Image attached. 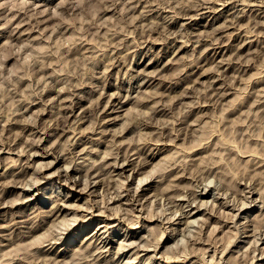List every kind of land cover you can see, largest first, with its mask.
Masks as SVG:
<instances>
[{
	"label": "rangeland",
	"instance_id": "1",
	"mask_svg": "<svg viewBox=\"0 0 264 264\" xmlns=\"http://www.w3.org/2000/svg\"><path fill=\"white\" fill-rule=\"evenodd\" d=\"M26 1H29L28 2L29 4ZM113 1H114V3H117V4L114 5ZM203 1L204 0H202V1L201 0H117V1L116 0H0V27H1L0 28V148H1L0 149V190H1L0 191V203H1L0 204V230H2V231H0V234H1L0 235V245H1L0 247L1 248L3 247L2 249L0 248V250H1L0 255H2V256H0V264H32V263H34V264H36V263L37 264L38 263L39 264H45L43 262V260L45 258L47 260V261L44 260V261H46V264H49V263L53 264L52 262H54V260L56 262L59 259H61V260L56 262V264L57 263L61 264V262L65 264L64 261H66V262L69 261V262H71V264H109V263L110 264H116L117 262L119 264L120 263L126 264L127 262H130V264H133V263L134 264H149V263L150 264H160V263L161 264H187V263L188 264H200V263L201 264H204V263L209 264V261L213 262V259L210 260L212 258L211 254L213 253V251H210V250L208 252L205 251V246H204L206 244L205 241H207V242L212 241V242L218 244L219 245V246L217 245L218 248L221 249L224 246H226V247L229 246L227 241H229V239L231 240V238L233 237V235L235 236V234H237L235 236V237H237L236 238L237 240H235V238H232L231 243L233 245L232 246L230 245L228 247L229 249L227 248L229 251L226 250L228 252V254L225 251L226 253H224L222 258H220L221 256H219V255H222V252H220V253H218V256H216L214 258V259H216V258L220 259V261H222V262L220 263V261H217V259H216V260H214L215 263L211 262V264H223V263L232 264L233 262H234L233 264H264V261H263L264 260V257H263L264 250H261L264 247V236H263L264 235V9H263L264 8V6H263L264 0H261V2H260V0H248L249 2L247 0H223V1L222 0H211V1L205 0L204 2ZM193 2H194V5H193L194 7L192 6ZM200 2L202 3V5H200L201 4ZM233 2L236 5L233 4ZM247 2L249 5L247 4ZM259 2L261 4V6H260ZM195 3L196 4L200 3V4L196 5ZM108 4H112V5H108ZM131 4L132 5L134 4V5L132 6ZM135 4L137 6H135ZM142 4H143V8H145V6H147V4H148V6L145 8L146 11H148L147 13L145 10L142 11ZM144 4H145V6H144ZM188 4H191V5L188 6ZM107 5L109 7L114 6L116 8H113V7L108 8ZM203 5L208 6V7L210 6L209 9L210 8L212 10L216 9L215 11L220 13L219 14L220 18L218 19V21L216 23H214V25H212V24L209 25L210 16L208 14H206L205 17H203L201 14H199L200 10H198V9H200V7H202ZM214 5H215V7H214ZM198 6H200V7L198 8ZM211 6H213V7H211ZM29 7H31V8H29ZM131 7L134 9V11ZM147 8H149V9H147ZM217 8H218V10H217ZM255 8H257V9H255ZM34 9L35 10L37 9L36 12ZM105 9H107V10H105ZM113 9H115V10H113ZM29 10H31V11L33 10L34 14L32 15L31 13H33V11L31 12ZM38 10H40V11H38ZM111 11L112 12L116 11V12L114 14ZM152 12H154V13H152ZM39 13L41 16L39 15ZM143 13H144V15H143ZM194 13L195 14L197 13L199 16L197 14H196L197 16H195ZM221 14H223V15H221ZM238 14H240V15H238ZM158 15H159V17H158ZM193 15L196 18V20H194L190 24V22L192 21V20H190L191 19L190 17ZM234 15H236V16H234ZM173 16H174V18H173ZM234 18H235V21H234ZM38 20H39V22L41 21L40 24H39V22H37ZM153 20H154V22H152ZM236 20L240 21V23H242V25H244V26L240 25L238 21H237L238 23H236ZM195 21L199 22V24L198 25L193 24ZM21 22H23V24ZM222 22H225L227 25L224 24V26H223ZM17 23L18 24L20 23L19 24L20 28L17 27L18 26ZM153 23H155V25L156 24L157 25L155 26ZM206 23H208V25H205ZM233 23H236V24L233 25ZM229 24H231L230 27H229ZM149 25L150 26L152 25L151 28L152 27L153 28L149 29L150 28V27H148ZM163 26H165L166 28H164ZM213 26H215V27L213 28ZM217 26H218V28H217ZM227 26L229 29L227 28ZM237 26H238V29L235 30L237 28ZM253 26H255V27H253ZM26 27L28 29H26ZM169 27H170V29H169ZM245 27H247V28H245ZM2 28H4V29L1 30ZM16 28H17V30H15ZM21 28H22V30H21ZM23 28L26 31L19 32V31H23ZM29 28H31V29H29ZM203 28H204V31H203ZM205 28L206 29L208 28L209 30L208 29L206 30ZM248 28H249V31H252V32H250L251 34H249ZM42 29H44L45 31ZM144 29H146V30H144ZM179 29H180V31H179ZM64 30L66 32H63ZM200 30H201V33L205 32V31H206V33L207 32L208 33L210 32V33L209 34L203 33V36H205V38H204L202 35H200L201 34ZM227 30L231 31V33L235 30L238 33V35L234 31L233 32L234 34L232 33L233 36H231L230 35L231 33L227 32ZM28 31H29V34H28ZM170 31H173V32H171L172 35L174 34V32L176 34L172 36ZM183 31L184 32L186 31L185 34H187V35H189V33H190V35L188 37H185L187 35H185L184 33L182 34ZM214 31H216V32L214 33ZM243 31H245V32H243ZM12 32H13V34H12ZM18 32H19V35L17 34ZM44 32H45V34H44ZM177 32L178 33L181 32L180 33L181 35L178 34ZM217 32H219V33H217ZM211 33H213V35ZM228 33H229V35H226ZM25 34H27V35H25ZM218 34H219V36H217ZM29 35H31V36H29ZM183 35L185 38L182 37ZM198 35L201 38H199ZM214 35H216L217 38H222L223 41L225 40L224 41L225 47L221 50V52H224V49H225V52L222 54H221V52L217 54L215 52V50L211 49L209 47L210 45H208V44H210L209 42H213L212 40H216V37ZM247 35H248V38L250 40L252 39V41H250L247 38ZM13 36H15V37L13 38ZM35 36H36V38H34ZM178 36H180V37L178 38ZM229 36L231 37V39ZM241 36L244 38H241ZM17 37H19V38H17ZM39 37H41V38L43 37V38L41 39ZM165 37H166V39H165ZM190 37H192L193 39L192 38L190 39ZM197 37L201 40L202 43L200 42V40ZM206 37H211V39L206 38ZM225 37L227 39L228 38L229 39L227 40ZM22 38H24V39H22ZM44 38H45V40H44ZM175 38H176V40H175ZM213 38H215V39H213ZM36 39H37V41H36ZM186 39L187 40L190 39L191 41L190 40L186 41ZM172 40L173 41L175 40V41L173 42ZM205 40L208 42H205ZM219 40H216V41H219ZM182 41L187 44V46H186L187 48L185 47L186 49L182 50L179 54H177L178 49H179L177 47H179V45ZM197 41L200 43H198ZM233 41H234V43H233ZM27 42L31 43V44H29V47H26V48L23 47L25 43L27 44V45L25 44V46H28ZM202 44L204 46H202ZM247 44H249L250 47H248L249 45H247ZM231 45H232V47H231ZM163 46H165V47H163ZM205 46L209 47L210 49L208 48L205 50L204 49ZM226 46H229V48ZM239 46H240V48H239ZM148 47H150V48H148ZM163 48H165V49H163ZM237 48H239V49H237ZM235 50H236V52H234ZM175 51H177V53H175ZM226 52H228V53H226ZM233 52H234V55L232 54ZM214 56H215V58H214ZM225 56H226V60H225ZM151 58H152V60H154V59L156 60V62L153 63L154 65L151 66L149 69L148 68L143 69L144 65L148 64ZM160 59H162V60H160ZM228 59H231V60L228 61ZM217 60H219V61H217ZM163 64H165V65H163ZM226 64H229V66ZM239 66H241L240 67L241 69H245V67H247V69L241 70L239 68ZM242 66L243 67L245 66V67L243 68ZM216 67H218V68H216ZM158 68H159V70H158ZM238 68H239V70H238ZM145 69H147L151 74L149 72H147ZM218 69H219V71L222 70V71H220L221 75H220V73L217 72ZM154 70H156V71H154ZM138 72H140L141 74ZM147 73L150 74L151 76H147ZM223 73H224V76H223ZM135 74L137 76H135ZM217 74H219V75H217ZM234 76H236V77H234ZM146 77H148V79ZM216 77H219V78H216ZM257 77H258L259 81H258ZM143 78H146V80H144ZM214 78L217 79V80H215V82H214ZM133 83H134V85H133ZM140 83L141 84L143 83V84L140 85ZM221 83H223L224 86H222ZM226 84L228 86H225ZM136 85H137V87H136ZM210 85L216 86L217 89L215 87H211ZM219 85H221V87ZM54 86H55V88H54ZM206 86H208L207 89H206ZM57 87H58V89H57ZM61 87H62V89H61ZM46 88L47 89L49 88L48 91ZM224 89H226V92ZM61 90H62V92H61ZM128 90H129V92H127ZM219 90H221V91H219ZM227 90H230V91H227ZM51 91H53V92H51ZM208 91H209V94H208ZM54 92H55V94H54ZM130 92L132 95L130 94ZM188 92H189V95H188ZM212 92H215V94H212ZM220 92H222V94L218 95V94H220ZM223 92H224V94H223ZM229 92H231V94H229ZM59 94L62 97H60ZM121 94H122V97H120ZM210 94L217 95V96H216V98H213L215 96H211L212 99L210 100L211 97L208 96ZM226 94L228 96H226ZM54 95H55V97L58 96V97H56L57 99L54 98ZM68 95H70V96H68ZM125 95L127 96V98L124 97ZM222 95L224 96V99H223ZM64 96L65 97L67 96L69 99H67V97L65 98ZM128 96H130V97H128ZM220 96H222V97H220ZM52 97L54 99H51ZM50 99H51V101H50ZM72 99H74V100H72ZM79 100H81V101H79ZM107 100H108V102H107ZM110 100H112L113 104L114 103L117 104V107H116L117 111L114 113V115H116L118 112L119 113V117H118L119 120H116L115 124L113 123L112 125H110L112 129L110 128L111 129L109 131L110 133L109 132L106 133L105 131L103 132L101 129V126H102L101 123L102 122H100V121L103 120L102 117L104 116V114L105 115L107 114L104 112V107L106 106V104H108L110 102ZM125 100L126 101L128 100V103ZM157 100L160 102H158ZM193 100H197V102L193 101ZM198 100L200 101V104L202 102H204V103L200 105ZM205 100H207V102L209 101L208 104ZM43 101L44 102L46 101L47 104H45L46 102L44 103ZM214 101H216V102H214ZM31 102H33V103H31ZM56 102L58 105L56 104ZM60 102H62V103H60ZM123 102H125L124 106L120 107ZM66 103H68L69 105L72 104V106H69ZM154 103H158V104L156 105ZM159 103H160L161 107H160ZM194 103L197 104V106ZM260 103H261V105H260ZM52 104H54V105L56 104V105L54 106ZM60 104L61 105L63 104L64 108ZM91 104L93 106H91ZM191 104H193V106ZM198 104H199V106H198ZM194 105H195V108H194ZM88 106L89 107L91 106V107L89 108ZM150 106H152V107L155 106L156 108H153V110H150L151 111L150 112L149 111V108L151 109ZM27 107H28V109H27ZM68 107H70V108H68ZM96 107L97 108L99 107V108L97 109ZM42 108L45 111L42 110ZM83 108H87V110H85V111H88L87 116H86L88 119L81 122L77 117L80 118V115H83L85 113ZM64 109H66V110H64ZM68 109H70V110H68ZM102 109H103V111H102ZM111 109L112 108H109L108 111L111 112ZM136 109L139 111H136ZM154 109H156V110H154ZM168 109L171 111H169ZM61 110L66 112V113L62 112V114L64 113L63 115L65 117L59 116V115H61L60 114ZM38 111H39V114H38ZM40 111H41V113H40ZM153 111H155L156 113L154 112L155 114H152ZM52 114L53 115L55 114L56 118H55V115L53 116ZM149 114H151L153 116V119H152L151 115H149ZM137 116H138V118H136ZM61 117H62V119H61ZM75 117H76V119H75ZM154 117H156L157 119ZM50 118H52L51 119L52 121L50 120ZM69 118H70V120H69ZM147 118H149V120ZM63 119H64V121H63ZM67 119H68V121H66ZM150 119L152 120V122ZM40 120H42V121H40ZM90 120L91 121L93 120V121L91 122ZM58 121L60 124L58 123ZM71 121H75L76 123L71 122ZM148 121H150L153 125L151 123L149 125ZM191 122L195 123V125ZM40 123H42V124H40ZM49 123L51 124L50 126H49ZM63 123H65V124H63ZM162 123H165L162 125V126H164V128L162 126H160ZM32 124H34V125H32ZM92 124H95L97 126L93 125V127L90 128V126ZM41 125H43V127ZM47 125H48V127H46ZM56 125L58 126V128ZM157 125L161 128L159 129V127ZM22 126H24V127H22ZM62 126L63 127L66 126V128H67V130L65 131V134H63V135H62V133H64V131H62L60 129V128H62ZM74 126H77L78 131H77V129H75ZM78 126H80L81 128ZM123 126H125L127 128H125ZM72 127H73L74 131L72 130ZM154 127L156 129L158 128V130H154L155 129ZM165 127H166V129H165ZM199 127H200V129H199ZM44 128H45V131H44ZM123 128H125V129H123ZM29 129H31V132H33L34 134L33 133L31 134V132L28 131ZM40 129L43 130V132ZM47 129H48V131H47ZM85 129H86V131L89 130V131H87V134H86ZM91 129H93V130H91ZM99 129L103 135L101 133H98ZM53 130L55 131V133ZM58 130H60L59 133L57 132ZM70 130H72V131H70ZM75 130H76V132H75ZM115 130L117 133H114ZM125 130H127V131H125ZM52 131H53V133H52ZM154 131H157L158 134ZM158 131L160 132V134L161 133L162 134L160 135ZM180 131L181 132L183 131V132L181 133ZM39 132H41L40 133V136H41L40 141L42 140L41 138L45 137L43 139L44 141L42 140L43 142H41V144H40V141L37 140V138L39 139V136H38ZM74 132L76 135L74 134ZM81 132H83V134ZM51 133H52V135L53 134H55V135L51 136ZM67 133H69V134H67ZM79 133H80V135H82L81 137L83 138L81 140L82 144L75 147L74 141L77 138V134L79 135ZM154 133H156V134H154ZM165 133H166V135H165ZM105 135H106V137H105ZM34 136L36 139L34 138ZM47 136H48V138H47ZM68 136H69V138H71L70 136H72V140L71 139L69 140V138H67ZM158 136H160V137H158ZM175 136H178V137L176 138ZM103 137H105L104 138L105 140L103 139ZM26 138L27 139L31 138V140H27ZM65 138L68 140V143H66L67 141ZM171 138H173L174 141ZM34 139H35V141H34ZM48 139H50V140H48ZM84 139H85V141H84ZM95 139H96V141H95ZM26 140L28 142H31V143L28 144V142ZM156 140H158L157 143L165 141L164 142V144L166 143L165 146H164V144L159 145V146H161V145L164 146L165 150H162L163 152L161 154L159 153V155L154 159L152 164L149 163V164H147L148 166H146V165H144V163L142 164V162L146 161L147 158H149V153L152 152L151 150H153L152 148L156 147L155 146ZM53 141L54 142L57 141V143L60 141L58 143V145L60 144V146H58L57 143H55L58 146L57 147L55 144H53ZM69 141H71V143H69ZM92 142L94 144H92ZM198 142H200L201 144L203 142V145L200 146L199 145L200 143H198ZM35 143L38 145H36ZM62 143H64V144H62ZM152 143H154V144L152 145ZM61 144H62V146H61ZM65 144H66V147H63V146H65ZM70 144H72V146H74V147L69 146ZM174 144H177V145H174ZM223 144H225L226 147H224L225 145L223 146ZM29 145H33V146H29ZM85 145H87V147ZM90 145L92 147H90ZM196 145L197 146L199 145L198 146L199 148H196L197 147ZM227 145H228V148L229 147L231 148V146H232L234 150L233 149L231 150L230 148L228 150ZM83 146L86 148V150L84 149L85 152L79 154L80 155L79 156L78 153L81 152V150H79V149L83 148ZM188 146L189 147L191 146L192 147L191 149L193 151L191 149H188L189 148ZM215 146H217V147H215ZM219 146H223V148L221 147V149H220ZM133 147L134 148L136 147L135 148L136 150ZM139 147H141V148H139ZM184 147H186V148L183 149ZM193 147L197 151L194 150ZM10 148H12V151ZM21 148L24 151H22V152L19 151V150H22ZM29 148H31L32 150ZM71 148H72V150H71ZM57 149H58V151L56 152ZM74 149L76 152H72V151H74ZM14 150H15V152H14ZM25 150H27V151H25ZM66 150H68V151H66ZM132 150L134 152H132ZM175 150L182 151L183 153L177 152ZM227 150L232 151V152L228 153ZM9 151H11V152H9ZM40 151L42 153H40ZM62 151H64V152H62ZM106 151L108 152V154H106L107 153ZM155 151H157V150H155ZM185 151H187V152H185ZM194 151H196L197 153ZM224 151H226V152H224ZM18 152H19V154H18ZM23 152H24V155H23ZM34 152L38 153V155H36V157L32 156ZM44 152H50V153L54 152L55 154H57V153L62 154L63 153L62 155L66 159L64 158L61 161L55 163L53 166H51V167L47 166L49 168L45 167V169L42 168L43 170H41V167H38L40 164L39 160L42 161L41 159H43V161L46 162V160L48 161V160L52 159L51 155H49V157L47 156V157L42 158V156H45ZM129 152L130 153L132 152V154H130ZM178 153H179V156H177ZM192 153H195V154H192ZM226 153H228V154H226ZM239 153L243 154V155H239ZM29 154H31V156H29ZM40 154H43V155H40ZM104 154H106V155H104ZM126 154H127V156H126ZM129 154H130V157L128 156ZM183 154L185 155L186 159L184 158ZM186 154H188V155H186ZM196 154L199 157H197ZM72 155L74 157H71ZM103 155H104V157H103ZM12 156H13V158H12ZM68 156H69V158H72V159L69 160ZM190 156H191V158H190ZM195 156L197 159H195ZM33 157H34V159L31 160V158H33ZM102 157L105 159H101ZM193 157H194V160H193ZM250 157H253V158L250 159ZM20 158H22V159H20ZM74 158L75 159L77 158V160L74 161ZM129 158H131L130 161H129ZM176 158H177V160H179V163L176 160ZM13 159H16V160H13ZM35 159H39V160H36L39 164L36 165L37 162L35 161ZM88 159H89V161H88ZM183 159H185L186 161ZM72 160L74 162H72ZM83 160H85V161H83ZM124 160H126L127 162L130 163L129 167L132 166L131 168L134 167L135 170H138V173H136L137 175L135 174V176L134 175L130 176L129 175L130 171H127V172H129L128 177H126L127 172H125L123 174L124 176L123 175L120 176L121 177L120 179H122L123 182L125 183V184L122 183L124 189H125V186L128 185L127 187L130 186L129 188L130 189L133 188L132 190L134 191L136 189V187L140 186L139 183L141 181L139 180V177L143 176L142 173L144 174L149 169H151V171L155 170L154 172H151V174L154 173V175L150 177L151 179L148 178L147 181L145 180V185L144 184L142 185V183H144V181L141 183V186H143V188H145L144 191L139 190L141 193L145 192L147 194V195L145 194L143 196V199H142V202L144 204H147V205H145L146 206L145 208L147 210L143 207V209H142L143 211H140L139 209L141 208L142 205L138 206L137 207L138 209H137L134 206H132L133 204H130V203L126 204V205L124 203H123V205L122 204L119 205V202L112 203V204L110 202L111 205L114 204L113 206H116L118 204L119 205L118 208L120 207L118 210L120 211L122 209L121 210L122 213L121 212L119 213V211H118L119 214L117 213L120 218L118 216L115 218V214L112 213L113 219H111V221H112L111 223H114V224L117 223L116 224V228H118L117 232H115V233L113 232L110 234V232L112 230V229H110V231H108L106 234H104V236L111 237V243H108L106 246V248H110V249L99 248V247H101V244H102L99 242L100 240L96 239V237H94V236H93L94 238L93 237L90 238V237L93 235V233H96L98 231V229L100 228V226L104 223H102V224L98 223L97 220L89 223V218L92 215L90 210L92 209L94 214L96 212V215H97L99 213L98 210L101 207L103 209H105L104 206L106 207L105 204H107L106 200L107 199L109 200V198H110L109 196L111 195V194H109V191H108V189H106V187H110L113 184V181H114V183L117 181L118 182L121 181L120 179H117V180L114 179V177L118 178L119 177L118 175H117V177L114 175H113L114 176L113 177L111 175V173L113 174V172H112V170L114 168L113 166L117 162L121 163ZM13 161H15V162H13ZM92 161L96 162V166H98L97 168H95L96 167L95 163ZM114 161H115V163H113ZM172 161H173V165H172ZM191 161H193V162H191ZM195 161L197 162L196 165H195ZM216 161H217V164H216ZM29 162H31V163H29ZM66 162L69 164L71 163L72 164L71 167H73V166L76 167L77 164L79 165V166L78 165L77 166L80 167V170L78 171L79 173L75 172V171H70V173L73 175V178H75L77 181H79V185L75 186L74 189L71 187V184H69L70 185L69 187H66V185L64 186V184H63V183H65V178H64L65 175L63 173L65 172L64 168H66L64 165L65 164L67 165ZM81 162H83V164H86V165L88 164L92 167H90V166L88 167V165L84 166ZM138 162H140V163H138ZM174 163H177L178 165H176ZM180 163H181V165H180ZM213 163L215 164L214 165L215 167L213 166ZM24 164H25V167H24ZM74 164H76V165H74ZM80 164H82V165H80ZM100 164L102 165L103 168L102 167L99 168ZM106 164H107V166H106ZM111 164H112V166H111ZM155 164L157 167L156 166L154 167ZM204 164H209L206 166L207 167L210 166V167L205 170L206 166L204 168ZM28 165H31V166H29L31 168H29ZM168 165H171V166L169 167ZM174 165H175V167H174ZM20 166H21V168H20ZM36 166L38 167L37 170L35 168ZM104 166H105V168H104ZM211 166H212V168H211ZM86 167L90 170V171H88L89 173H91V171H93V169H94V171L98 172L100 170V172H102L101 175L99 176L101 178V180H99L100 179L99 177L95 178L99 181L98 186H97L98 192L97 191L95 193L92 192L90 194L91 196L89 195V191H91L93 188L89 191H87L88 190L87 189L86 190L87 192L82 191L83 190L82 188L84 187V184H85L84 180L86 179V177H84L83 174L86 176V173H87L86 170H88V169H85ZM171 167H173L174 169L173 168L171 169ZM176 167H178V168H176ZM98 168H99V170H97ZM141 168L143 170L144 169H146V170L143 171ZM165 168H167V171L165 170ZM215 168H218V170H220V171L217 172V170ZM109 169H111V170H109ZM140 169H141V171H140ZM200 169H202L204 174L199 173V172H202ZM210 169H211V171L214 172V175H216V174H217L216 176L219 175V177H217L218 180H217L216 176H212L213 172H211ZM212 169H214V170H212ZM23 170L24 171L27 170V171L24 172ZM40 170H41V172H40ZM180 170L184 171V173L182 171V173L184 175L181 173ZM35 171L38 172V173L36 172L38 175L35 174ZM53 171H55L54 175L51 174V172L54 173ZM103 171H104V173H103ZM117 171H115V172H117ZM149 171H147V172H149ZM191 171L193 173H195V175H198V176H195ZM209 171H210V173L208 174ZM100 172H98V173H100ZM109 172H111V173H109ZM177 172H179V174ZM221 172H222V176H220ZM48 173L51 174V176H52L51 178L46 176V175H48ZM165 173H166V175H165ZM189 173L190 174L192 173L191 175H193V176L188 175ZM93 174H94V172L91 175L93 176ZM108 174H110L113 177V179L111 178V176L109 177ZM172 174H174V175H172ZM180 174H181V176H180ZM10 175L12 177L14 176L16 179L12 178ZM105 175H107L108 177ZM167 175H168V177H167ZM176 175L179 178H176L177 177ZM208 175H211L210 176L211 178H209ZM27 176H28V178H27ZM174 176H175L176 180L178 179L177 181L172 180V178H174ZM183 176H185V178ZM201 176H203V177H201ZM206 176H207V178H206ZM21 177H22V179L20 180ZM24 177H26V179H28V180H26ZM31 177L34 178L33 182H31L32 181ZM9 178H10V180H9ZM35 178L36 179L39 178L40 182L37 179L36 181L38 183L37 182L34 183ZM105 178H107V180ZM108 178H109V181H110V179L113 180V181L111 180L112 182H110V184H111L110 186L108 184L109 183ZM197 178H199V179L202 178V179L199 180ZM90 179H93V178H91V176H90ZM103 179L108 181V182H106V181L103 182L102 181ZM203 179H205V180H203ZM219 179H221V180H219ZM13 180L15 182L19 180V181H21V183H19V181H18L15 185ZM149 180H151V181H149ZM202 180L206 183V187L201 185L204 183ZM11 181L14 183V185ZM138 181H140V182H138ZM209 181H210V184H209ZM223 181H224V183H223ZM8 182L11 184L8 185L9 184ZM29 182H31L32 184ZM80 182H81V184H80ZM218 182L220 184H217ZM35 184H37L38 186ZM104 184H106V186ZM170 184H173V185H170ZM245 184L246 185L248 184V185L246 186ZM193 185L195 187H193ZM203 185H205V184H203ZM219 185L220 186L222 185V186L220 187ZM12 186H13V188H12ZM141 186H140V189L142 188ZM224 186H225V188H224ZM123 187H121V188H123ZM147 187H149V188H147ZM178 187H179V189H178ZM192 187H193V190H192ZM219 187L221 188L220 190H218ZM189 188H191V191ZM249 188L251 190H249ZM206 189L208 191H206ZM222 189L224 191L225 190H228V191L224 192ZM245 189L246 190L248 189V190L246 191ZM120 190L123 191L122 189H120ZM185 190H186V192H184ZM106 191H108V192H106ZM203 191L207 192L208 194H206V196H204L202 199L199 197H196L198 195V193H201ZM215 191H218L217 192L218 194ZM104 192H105V194H104ZM126 192H127V190H125L124 194H126ZM226 192H227V194H225ZM23 193H24V195H23ZM64 193H66V194H64ZM154 193L158 196L154 195ZM179 193H181L183 196L185 195L184 196L185 198H183V196H180L178 198ZM193 193H194V195H193ZM177 194H178V196H176ZM220 194H222L223 196H221ZM65 195H67L68 199H69V202L68 201L67 202L69 204L71 203V205H73V206L70 205L71 207H69V209L71 211H69L68 217H71L73 215H77L78 219H77V221H75V223H73L74 225L73 224L71 225L72 227H70L69 230L67 229L68 231L64 230L65 228H63V230H62L60 228L61 225L59 227L56 226V229L58 228L57 231H59L57 233V231H55L56 230L55 228L53 231L52 227H55V226L51 224V223L54 224V222L51 220L55 216H53V215L51 216L50 214H52V211H53L52 209L55 207L56 203L60 201L59 197L65 196ZM105 195H107V196H105ZM163 195L164 196L166 195L167 197L165 196V198H164ZM228 195H230L229 197H231V198L233 196V198L228 199L229 198ZM102 196L103 197L105 196L104 197L105 199L103 202H102V200H103ZM155 196H156V199L153 201ZM160 196H162V197H160ZM170 196H172V198H171L172 200L175 199L176 201L174 200V202H173L172 200H170L169 199ZM187 196L190 198H188ZM237 196H238V201H236ZM90 197H91V199H90ZM149 197H151V198H149ZM194 197L196 200H199V201H196V200L194 201ZM239 197L240 198L242 197V200L239 199ZM86 198H89V199H87L88 201L86 200ZM158 198H160V199H158ZM162 198H163V200H162ZM223 198H226V199H228V201L230 200L231 202L230 201L228 202L226 199H223ZM6 199L9 201H7L6 205H5L4 202L6 201ZM150 199H152V200H150ZM185 199H186V201H185ZM192 199L194 202L192 201ZM160 200H161V202H159ZM169 200L172 202H170ZM203 200H205V204L203 203L204 202ZM224 200H226L225 203L228 202L227 204H229L231 206H234L235 205L234 203L236 202L235 207H238V206L240 207V205H242L243 201H244L243 205L246 204L245 206L250 207V206L254 205L255 207L253 208L252 212L249 213L251 215L249 217L250 220H246L244 218V214H242L243 216L236 217L237 219L235 221V224H233V220H232L233 218L232 217H234V211L230 209L231 207L228 208V206L222 205ZM232 200H233V202H232ZM2 201H3L4 205L2 204ZM55 201H56V203H55ZM96 201H98V202H96ZM148 201H150V202H148ZM188 201L191 202V205L190 204L188 205ZM247 201H249L248 205H247ZM12 202L13 203L17 202V203L13 204ZM199 202H200V204H199ZM11 203H12V205H11ZM103 203H105V204L102 205ZM166 203H168V204H166ZM213 203L215 206L213 205ZM91 204L93 206H95L94 207L95 209L89 208L91 206ZM197 204L203 205V206L201 205L203 208V209L201 208L202 212L198 215H201V217L204 216L206 218L203 217V220H202V218L199 217L198 215L196 217V219L198 217H199V219L201 218L200 221L202 223L205 222V223H203V225L205 224L203 227H202V223L198 219H197V222L195 220V223L193 225H191L192 224L191 222H189L190 224L187 223V221L185 220L186 217H185V215H183L184 213H187L191 208L197 206ZM216 204H219L218 207ZM121 206H122V208H121ZM147 206H148V208H147ZM205 206H206V209H204ZM212 206L214 207L213 209H211ZM98 207H100V208H98ZM133 207L135 210H133ZM173 207H175V208H173ZM223 207H224V209L221 210ZM124 208H126V209H124ZM167 208H168V210H166ZM3 209H5V210H3ZM171 209L172 210L174 209L173 211H175V214H174V212H172ZM175 209H177V211H178L177 214H176ZM193 209H195V208H193ZM219 209H220V211H219ZM106 210L108 213V212H111V210L112 211L114 210V212H115L116 209H111V210L106 209ZM123 210L124 211L128 210V211L124 212ZM151 210H155V211L151 212ZM213 210H214V212H213L214 214L217 213L216 215H214L212 213ZM217 210H218V212H217ZM226 210L228 213L229 212H231V213H229V214L226 212L224 213V211H226ZM129 211L130 212L132 211V213H130ZM133 211H135V212H133ZM156 211L160 212V214L156 213L159 216H157V218L155 219V216H156L155 212ZM149 212H151V213L148 214ZM162 212L165 214H163ZM221 212L224 214H222ZM232 212H233V216L231 215ZM126 213H128V215ZM153 213L155 214V215H153V217L149 216ZM136 214L137 215L139 214L137 216V218L135 217ZM218 214H221V215H218ZM140 215H141V217H140ZM160 215H162V216H160ZM169 215H171V217L174 216V218L173 217L170 218ZM208 215H210V216L208 217ZM226 215L230 218L229 220H228V217ZM254 215H255V218H253ZM258 215H259V217H258ZM121 216H125V217L123 218ZM11 217L13 218V220L11 219ZM51 217H53V218H51ZM99 217H102V216H99ZM131 217L133 219H131ZM146 217H147V219H146ZM151 217H152V220H150ZM158 217H162V218H160V219H162V221L159 220ZM167 217H169L168 220H166ZM215 217H216V219H215ZM22 218H24V219H22ZM26 218H28V219L26 220ZM134 218H135V220H134ZM191 218H192V220H194L195 216H193ZM208 218H209V220H207ZM224 218H225V221H224ZM251 218H252V220H251ZM15 219H16V221H14ZM20 219H21V221H20ZM136 219L140 220V222L137 223ZM163 219H164V221H163ZM222 219H223V221H222ZM22 220H24V221H22ZM132 220H134V222H136L137 224L134 223ZM178 220H179V222H178ZM239 220L240 221L243 220V221L240 222ZM32 221L35 222L36 224L33 223ZM129 221H131V222H129ZM182 221H185L186 223L182 222ZM250 221H251V223H250ZM254 221H256L255 224L257 227L255 226V224H253ZM10 222H12V223H10ZM172 222L173 223L178 222V223L173 224ZM208 222L210 224H206ZM215 222H217L218 224L219 223L222 224V226L220 224L219 225L216 224ZM1 223L4 225L6 224L7 226L2 225ZM223 223H225L226 225ZM49 224H51L52 227H50ZM83 225H85V226L87 225V227H85L84 229H82V231L80 233H77V235H75V232L80 230V228ZM89 225H91V226H89ZM153 225H154V228H153ZM166 225H168V226H166ZM214 225L215 226H217V225L221 226L222 228L216 227V231H214V229H215ZM235 225H237L239 227L236 226V228H235ZM36 226H37V228H36ZM62 226L65 227L64 225H62ZM150 226H152V227L149 228ZM198 226H200V227H198ZM38 227L40 229H38ZM41 227H43V228H41ZM167 227H168V229H167ZM172 227H177V229H179V230H177L178 234L176 233L175 238L169 237V242L167 243V245L162 247L161 249H159L155 253L154 246L156 244H158V243H155L156 240L158 242V239L156 237L157 236L159 237L162 234L160 232H162L166 229H167L166 235L172 236V231H171ZM186 227H188L189 229ZM245 227H248V228L251 227V228L248 229ZM48 228H49V230H48ZM181 228L182 229L184 228L183 229L184 231H182ZM199 228H200V230H199ZM227 228L229 230H227ZM238 228H240V230ZM252 228H254V230L255 229L258 230V228H259V230H261V231L258 230V232H259L258 233L256 230V232H257L256 233L253 231ZM3 229H5L4 232H3ZM9 229H11V230H9ZM19 229L22 231H20ZM25 229H27V231L28 230L29 231L35 230V231L31 232L32 233L31 234V233H29V231L27 232ZM59 229H61L62 232ZM196 229H197V232L195 231ZM210 229H212V231H210ZM50 230H52V231L50 232ZM45 231H46V233H48V232L50 233L49 236L52 234V232H53L52 235H54V236H59V235L61 236L63 234L62 235V236H64L63 240H62V238H60V240L58 239V241L54 245H52L53 243L50 244L49 241L51 242L52 241L51 239H53L54 236L51 235L50 237H47V239L48 238H51V239L46 240L44 235L47 236V234L45 233ZM158 231H160V232H158ZM193 231H195L197 234L200 232L199 233L200 235L198 234L197 239H196V235H195L196 233L195 232H194L195 237L192 235ZM227 231H229V232H227ZM233 231L237 232V233L234 234ZM42 232H43V234H42ZM55 232H56V234H55ZM129 232L130 233L136 232L139 234H137L136 236H133V237H129V239L127 238L125 240L124 238L126 237V234ZM183 232H185V234ZM210 232H212L213 235H215V236H213ZM223 232H226V233H224L225 236L223 235ZM3 233H6L4 235V237H2ZM9 233H11L12 235ZM17 233H18V235H17ZM20 233L22 236L20 235ZM98 233H101V230ZM186 233L189 236H187ZM244 233H246V234H244ZM28 234H31V235H28ZM40 234H42V235L40 236ZM182 234H184V235H182ZM209 234L212 235L211 238H210V236H206ZM35 235H36V237H35ZM190 235H192V236H190ZM201 235H202V238L204 240L206 239L205 241L201 238ZM218 235L220 236V238ZM256 235L258 238V239L256 238L257 240L254 239L256 237ZM19 236H21L22 238ZM25 236H26V238H25ZM38 236H40V238H38L39 240L37 241V243L35 242V244H34L33 238H35V240H36V238ZM42 236H43V238H42ZM141 236L142 237L146 236L145 237L146 240L143 239L144 237L142 238ZM222 236H224L225 238H223ZM73 237H75V238H73ZM191 237H193V239H191ZM149 238L151 240H149ZM180 238H182V240ZM216 238L218 241H216ZM44 239L46 241H43V245H41L42 242H41V244L38 243ZM94 239H96L95 242H94ZM214 239L216 242L213 241ZM223 239H224V241L226 240L225 243L227 242L226 243L227 245H224L225 243H224ZM11 240H12V242H11ZM53 240L55 241L57 239L55 238ZM131 240L132 241L137 240L138 244L139 243L144 244L146 241V245L150 241L151 245L149 244L148 246L153 247V249L151 248L150 250H146V249H143L141 247L138 249V247L141 244L138 246L135 243L130 246V244L132 243V242H130ZM147 240H148V242H147ZM252 240H254V241L256 240V243L253 242ZM13 241H15V243ZM17 241H20L24 245L25 244L27 245L28 242L32 241L33 244L31 242L32 247H29V246H31V244H29V243H28L29 244L28 246L21 245V247H20L21 243L17 242ZM23 241L26 243H24ZM91 241H92V243H91ZM125 241L127 243V244H125L126 246L122 249L121 252L117 253L118 249H119L118 248L119 244H121L120 242L124 243ZM151 241H154V242H152L154 245L151 243ZM249 241H252L253 243L249 242ZM82 242H84L85 245L82 244ZM129 242H130V244H128ZM189 242L190 243L192 242V244H189ZM200 242H202V243H200ZM220 242H222V243H220ZM257 242H259V243H257ZM8 243H10V244H8ZM17 243H19V244H17ZM177 243H178V245H177ZM14 244L17 248L14 246ZM16 244L19 246H17ZM87 244H88V247H87ZM229 244H230V242H229ZM34 245H35V247H34ZM94 245H95V247H94ZM134 245H137V246L135 247ZM170 245L173 247H174V245H176L177 248H175V247L173 248ZM7 246H9L10 249L6 248ZM91 246H93V247H91ZM254 246L255 247L259 246V247L257 249ZM165 247H169L170 249L171 248L172 249L171 250L168 249L169 252L166 253L165 251L167 249ZM195 247H197L201 253L199 252V250L197 248L195 249ZM199 247H201L202 250L204 249L205 253ZM11 248H12V250H11ZM5 249H8V250H5ZM36 249H39V250L35 251ZM102 249L104 251L100 252V251H102ZM163 249H166V250L164 251ZM255 249H257V250H255ZM98 250H100V251H98ZM135 250H136V253H135ZM196 250H197V252H196ZM4 251H5V253H4ZM8 251H9V253H8ZM79 251H81V253L82 252L83 253L80 254ZM95 251H96V254L94 255L93 253ZM163 251L165 252V254H163ZM170 251H172V252H170ZM251 251L252 252L254 251L253 252L254 254ZM255 251H256V253H255ZM261 251L263 254L261 253ZM16 252H18V254L20 256L21 255H23V256L20 257L18 254L15 255ZM19 252H21V254ZM26 252L29 253L30 256L27 255ZM57 252H59V253L57 254ZM123 252H125V253L128 252V253L126 255L120 256L119 254H121ZM138 252H139V254H138ZM189 252H192V253H190L191 255H189ZM31 253H33V254L36 253V254L31 255ZM38 253H39V256H38ZM84 253L86 255H87V253H89L88 254L89 256L87 255L88 257H85L86 255ZM97 253H100V255L98 256ZM154 253H155V255H154L155 257L153 256ZM241 253H243V254L241 255ZM5 254H7L8 256L10 255L9 257H11L12 260L9 257L7 258V255H5ZM77 254L80 258L78 256L76 257ZM205 254H206V257H205ZM244 254L245 255L248 254L249 256L248 255L245 256ZM36 255H37V258H35ZM130 255H131V257H130ZM165 255L168 257H170L169 255H171L172 258H168ZM177 255H180V256L176 257ZM13 256L16 258L13 259ZM137 256H138V258H137ZM148 256L151 258V260L148 259L149 258ZM25 257L28 258V260ZM31 257L34 258L33 260H35V261H33L31 259ZM39 257L41 258L40 261L38 260ZM50 257H52V258H50ZM133 257L134 258L136 257V258L134 259ZM185 257H187V258H185ZM227 257L229 258V260H234V261H230V263H229ZM22 258H24L26 260H24ZM92 258H94V259L96 258V260H92ZM202 258H206V259H202ZM207 258H209V259H207ZM223 258H225V259H223ZM127 259H129V260L132 259L134 262L132 260L127 261ZM152 259H153V261H152ZM17 260H19V262ZM37 260L39 262H36ZM137 260H139V261H137ZM201 260H203V261H201ZM248 260H249V262H247ZM28 261H31V262L33 261V262L27 263ZM77 261H78V263H77ZM111 261H112V263H111ZM66 264H68V262Z\"/></svg>",
	"mask_w": 264,
	"mask_h": 264
},
{
	"label": "bare ground",
	"instance_id": "2",
	"mask_svg": "<svg viewBox=\"0 0 264 264\" xmlns=\"http://www.w3.org/2000/svg\"><path fill=\"white\" fill-rule=\"evenodd\" d=\"M116 1H117V0H116ZM201 1H202V0H201ZM204 1H205V0H204ZM204 1H203V2H204ZM207 1H208V0H207ZM210 1H211V0H210ZM210 1H209V2H210ZM222 1H223V0H222ZM247 1H248V0H247ZM24 2H25V1H24ZM26 2L28 3L29 1H26ZM110 2H111V1H110ZM139 2H140V1H139ZM194 2H195V1H194ZM194 2H193V4L191 3L192 6L194 5ZM248 2H249V1H248ZM248 2H247V4H248ZM250 2H251V1H250ZM252 2H253V1H252ZM256 2H257V1H256ZM260 2H261V0H260ZM260 2H259V4H260ZM33 3H34V2H33ZM113 3H114V1H113ZM133 3H134V2H133ZM136 3H137V2H136ZM200 3H201V2H200ZM200 3H199V4H200ZM206 3H207V2H206ZM222 3H223V2H222ZM225 3H226V2H225ZM254 3H255V2H254ZM25 4H26V3H25ZM28 4H29V3H28ZM115 4H117V3H114V5H115ZM191 4H188V6L191 5ZM195 4H196V3H195ZM197 4H198V3H197ZM197 4H196V5H197ZM199 4H198V5H199ZM214 4H215V3H214ZM233 4H235V3L233 2ZM251 4H252V3H251ZM255 4H256V3H255ZM263 4H264V2H263ZM26 5H27V4H26ZM108 5H112V4H108ZM108 5H107V6H108ZM131 5H132V4H131ZM133 5H134V4H133ZM133 5H132V6H133ZM200 5H202V3H201ZM207 5H208V4H207ZM235 5H236V4H235ZM248 5H249V4H248ZM252 5H253V4H252ZM252 5H251V6H252ZM28 6H29V5H28ZM135 6H137V5L135 4ZM144 6H145V4H144ZM147 6H148V4H147ZM147 6H145V8H146ZM149 6H150V5H149ZM254 6H255V5H254ZM260 6H261V4H260ZM263 6H264V5H263ZM263 6H262V7H263ZM110 7H111V8H112V7H113V8H116V7H114V6H110ZM110 7L108 6V8H110ZM193 7H194V6H193ZM193 7H192V8H193ZM195 7H196V6H195ZM199 7H200V6H198V8H199ZM209 7H210V6H209ZM209 7H208V6H205V5H203L202 7H200V9H198V10H200V11H199V12H200L199 14H201L203 17H205V15L208 14V15L210 16V20H209L210 22H209V25H210V24L214 25V23H216V22L218 21V19L220 18V15H219L220 13H218L217 11H215L216 9H215V10H212L211 8L209 9ZM211 7H213V6H211ZM214 7H215V5H214ZM262 7H261V8H262ZM29 8H31V7H29ZM34 8H35V7H34ZM108 8H107V9H108ZM131 8H132V7H131ZM145 8H143V4H142V11H143V10L146 11ZM151 8H152V7H151ZM243 8H244V7H243ZM37 9H38V8H37ZM37 9H36V10H37ZM107 9H105V10H107ZM132 9H133V8H132ZM136 9H137V8H136ZM147 9H149V8H147ZM252 9H253V8H252ZM255 9H257V8H255ZM255 9H254V10H255ZM263 9H264V8H263ZM27 10H28V9H27ZM34 10H35V9H34ZM36 10H35V12H36ZM42 10H43V9H42ZM42 10H41V11H42ZM111 10H112V9H111ZM113 10H115V9H113ZM159 10H160V9H159ZM159 10H158V11H159ZM196 10H197V9H196ZM217 10H218V8H217ZM258 10H259V9H258ZM260 10H261V9H260ZM29 11H31V10H29ZM32 11H33V10H32ZM32 11H31V12H32ZM38 11H40V10H38ZM133 11H134V9H133ZM140 11H141V10H140ZM152 11H153V10H152ZM261 11H262V10H261ZM261 11H260V12H261ZM42 12H43V11H42ZM109 12H110V11H109ZM111 12H112V11H111ZM115 12H116V11H113L112 13L115 14ZM147 12H148V11H146V13H147ZM167 12H168V11H167ZM222 12H223V11H222ZM254 12H255V11H254ZM43 13H44V12H43ZM43 13H42V14H43ZM152 13H154V12H152ZM257 13H258V12H257ZM261 13H262V12H261ZM31 14L33 15V14H34V11H33V13H31ZM35 14H36V13H35ZM167 14H168V13H167ZM194 14H195V13H194ZM196 14H197V13H196ZM196 14H195V16L198 15V14H197V15H196ZM223 14H224V13H223ZM223 14H221V15H223ZM39 15H40V13H39ZM143 15H144V13H143ZM145 15H146V14H145ZM151 15H152V14H151ZM154 15H155V14H154ZM190 15H191V14H190ZM238 15H240V14H238ZM241 15H242V14H241ZM244 15H245V14H244ZM36 16H37V15H36ZM40 16H41V15H40ZM169 16H170V15H169ZM198 16H199V15H198ZM234 16H236V15H234ZM37 17H38V16H37ZM154 17H155V16H154ZM158 17H159V15H158ZM165 17H166V16H165ZM165 17H164V18H165ZM207 17H208V16H207ZM222 17H223V16H222ZM237 17H238V16H237ZM34 18H35V17H34ZM164 18H163V19H164ZM167 18H168V17H167ZM171 18H172V17H171ZM173 18H174V16H173ZM190 18H191L190 20H192V21L190 22V24H191L194 20H196V18L194 17V15L191 16ZM208 18H209V17H208ZM232 18H233V17H232ZM230 19H231V18H230ZM237 19H238V18H237ZM41 20H42V19H41ZM207 20H208V19H207ZM228 20H229V19H228ZM158 21H159V20H158ZM169 21H170V20H169ZM197 21H198V20H197ZM197 21H195L193 24H197V25H198L199 22H197ZM226 21H227V20H226ZM226 21H225V22H226ZM232 21H233V20H232ZM234 21H235V18H234ZM234 21H233V22H234ZM237 21H238V20H236V23L239 22V24L242 25V23H240V21H238V22H237ZM37 22H39V20H38ZM152 22H154V20H153ZM185 22H186V21H185ZM225 22H222V23H223V26H224V24H226ZM228 22H229V21H228ZM21 23L23 24V22H21ZM28 23H29V22H28ZM40 23H41V21L39 22V24H40ZM156 23H157V22H156ZM163 23H164V22H163ZM167 23H168V22H167ZM182 23H183V22H182ZM236 23H233V25L236 24ZM255 23H256V22H255ZM17 24H18V23H17ZM19 24H20V23H19ZM19 24H18L17 27H19ZM153 24L155 25V23H153ZM157 24H158V23H157ZM157 24H156V25H157ZM184 24H185V23H184ZM200 24H201V23H200ZM231 24H232V23H231ZM231 24H229V27H230ZM239 24H238V25H239ZM156 25H155V26H156ZM180 25H181V24H180ZM187 25H188V24H187ZM205 25H208V23H206ZM220 25H221V24H220ZM226 25H227V24H226ZM240 25H239V26H240ZM23 26H24V25H23ZM32 26H33V25H32ZM32 26H31V27H32ZM151 26H152V25H151ZM151 26H150V25L148 26V27H150L149 29H152V28H153V27L151 28ZM165 26H166V25H165ZM165 26H163V27L166 28L167 26H166V27H165ZM181 26H182V25H181ZM183 26H184V25H183ZM185 26H186V25H185ZM218 26H219V25H218ZM218 26H217V28H218ZM242 26H244V25H242ZM251 26H252V25H251ZM205 27H206V26H205ZM214 27H215V26H213V28H214ZM225 27H226V26H225ZM253 27H255V26H253ZM0 28H1V27H0ZM19 28H20V27H19ZM24 28H25V27H24ZM24 28H23V31H19V32H24V31H26V30H24ZM145 28H146V27H145ZM198 28H199V27H198ZM217 28H216V29H217ZM227 28H228V26H227ZM241 28H242V27H241ZM245 28H247V27H245ZM3 29H4V28H2L1 30H3ZM26 29H28V28L26 27ZM29 29H31V28H29ZM44 29H45V28H44ZM44 29H42V30H44ZM146 29H147V28H146ZM146 29H144V30H146ZM169 29H170V27H169ZM184 29H185V28H184ZM187 29H188V28H187ZM187 29H186V30H187ZM205 29H206V28H205ZM207 29H208V28H207ZM207 29H206V30H207ZM221 29H222V28H221ZM228 29H229V28H228ZM237 29H238V26H237V28H236L235 30H237ZM15 30H17V28H16ZM15 30H14V31H15ZM18 30H19V29H18ZM21 30H22V28H21ZM33 30H34V29H33ZM147 30H148V29H147ZM165 30H166V29H165ZM182 30H183V29H182ZM182 30H181V31H182ZM208 30H209V29H208ZM222 30H223V29H222ZM235 30H234V31H235ZM245 30H246V29H245ZM11 31H12V30H11ZM14 31H13V32H14ZM44 31H45V30H44ZM60 31H61V30H60ZM175 31H176V30H175ZM179 31H180V29H179ZM179 31H178V32H179ZM203 31H204V28H203ZM217 31H218V30H217ZM232 31H233V30H232ZM234 31H233V32H234ZM248 31H249V28H248ZM4 32H5V31H4ZM13 32H12V34H13ZM19 32L17 33L18 35H19ZM31 32H32V31H31ZM42 32H43V31H42ZM63 32H66V31L64 30ZM171 32H173V31H170V33H171ZM178 32H177V33H178ZM185 32H186V31H185ZM185 32L183 31L182 34H183V33L185 34ZM215 32H216V31H214V33H215ZM227 32H230V33H231V31H228V30H227ZM227 32H226V33H227ZM233 32H232V33H233ZM235 32H236V31H235ZM243 32H245V31H243ZM246 32H247V31H246ZM250 32H252V31H249V34H251ZM40 33H41V32H40ZM40 33H39V34H40ZM47 33H48V32H47ZM180 33H181V32H180ZM180 33H178V34H180ZM200 33H201V30H200ZM203 33H206V31H205V32H202L200 35L203 36ZM207 33H208V32H207ZM207 33H206V34H207ZM209 33H210V32H209ZM209 33H208V34H209ZM217 33H219V32H217ZM232 33L230 34L231 36H233ZM236 33H237V32H236ZM12 34H11V35H12ZM28 34H29V31H28ZM44 34H45V32H44ZM166 34H167V33H166ZM175 34H176V33L174 32L173 35H175ZM194 34H195V33H194ZM194 34H193V35H194ZM211 34L213 35V33H211ZM233 34H234V33H233ZM240 34H241V33H240ZM252 34H253V33H252ZM15 35H16V34H15ZM21 35H22V34H21ZM25 35H27V34H25ZM167 35H168V34H167ZM171 35H172V33H171ZM173 35H172V36H173ZM180 35H181V34H180ZM185 35H187V34H185ZM189 35H190V33H189ZM189 35H187V36H185V37H188ZM204 35H205V34H204ZM226 35H229V33L226 34ZM237 35H238V33H237ZM3 36H4V35H3ZM16 36H17V35H16ZM29 36H31V35H29ZM172 36H171V37H172ZM198 36H199V35H198ZM206 36H207V35H206ZM210 36H211V35H210ZM214 36L216 37V35H214ZM217 36H219V34H218ZM251 36H252V35H251ZM14 37H15V36H13V38H14ZM21 37H22V36H21ZM174 37H175V36H174ZM174 37H173V38H174ZM176 37H177V36H176ZM179 37H180V36H178V38H179ZM182 37H184V35H183ZM185 37H184V38H185ZM192 37H193V36H192ZM192 37H190V39H191ZM203 37L205 38V36H203ZM211 37H212V36H211ZM211 37H206V38H210V39H211ZM226 37H227V36H226ZM226 37H225V38H226ZM229 37H230V36H229ZM13 38H12V39H13ZM17 38H19V37H17ZM27 38H28V37H27ZM34 38H36V36H35ZM39 38H41V37H39ZM42 38H43V37H42ZM42 38H41V39H42ZM168 38H169V37H168ZM197 38H198V37H197ZM199 38H201V37L199 36ZM199 38H198V39H199ZM235 38H236V37H235ZM237 38H238V37H237ZM241 38H244V37L241 36ZM247 38H248V35H247ZM22 39H24V38H22ZM165 39H166V37H165ZM190 39H188V40H190ZM192 39H193V38H192ZM210 39H209V40H210ZM213 39H215V38H213ZM219 39H220V40H219ZM226 39H227V38H226ZM228 39H229V38H228ZM228 39H227V40H228ZM230 39H231V37H230ZM233 39H234V38H233ZM248 39H249V38H248ZM44 40H45V38H44ZM175 40H176V38H175ZM175 40H174V41H175ZM188 40L186 39V41H188ZM199 40H200V39H199ZM206 40H207V39H206ZM206 40H205V42H208V41H206ZM216 40H219V41H216ZM216 40H212L213 42H209L210 44H208V45H210L209 47H210L211 49L215 50V52L218 54V53H220L221 50L225 47V42H224L225 40L223 41L222 38H217V37H216ZM227 40H226V41H227ZM235 40H236V39H235ZM249 40H250V39H249ZM255 40H256V39H255ZM11 41H12V40H11ZM13 41H14V40H13ZM36 41H37V39H36ZM164 41H165V40H164ZM170 41H171V40H170ZM172 41H173V40H172ZM174 41H173V42H174ZM183 41H184V40H183ZM183 41L180 43L179 47H177V48H179V49H178V53H177V51H175V53L179 54L182 50H184V49L187 48V47H186L187 44H186L185 42H183ZM190 41H191V40H190ZM229 41H230V40H229ZM250 41H252V39H251ZM258 41H259V40H258ZM258 41H257V42H258ZM28 42H29V41H28ZM28 42H27V43H28ZM38 42H39V41H38ZM40 42H41V41H40ZM168 42H169V41H168ZM173 42H172V43H173ZM176 42H177V41H176ZM176 42H175V43H176ZM197 42H198V41H197ZM200 42H201V40H200ZM200 42H198V43H200ZM227 42H228V41H227ZM227 42H226V43H227ZM244 42H245V41H244ZM87 43H88V42H87ZM154 43H155V42H154ZM187 43H188V42H187ZM195 43H196V42H195ZM201 43H202V42H201ZM229 43H230V42H229ZM233 43H234V41H233ZM242 43H243V42H242ZM242 43H241V44H242ZM251 43H252V42H251ZM25 44H26V43H25ZM25 44H24L23 47L26 48V47H29V44H31V43H28V46H25ZM169 44H170V43H169ZM196 44H197V43H196ZM205 44H206V43H205ZM230 44H231V43H230ZM243 44H244V43H243ZM257 44H258V43H257ZM26 45H27V44H26ZM174 45H175V44H174ZM188 45H189V44H188ZM199 45H200V44H199ZM199 45H198V46H199ZM206 45H207V44H206ZM208 45H207V46H208ZM228 45H229V44H228ZM232 45H233V44H232ZM232 45H231V47H232ZM247 45H249V44H247ZM145 46H146V45H145ZM151 46H152V45H151ZM161 46H162V45H161ZM171 46H172V45H171ZM175 46H176V45H175ZM194 46H195V45H194ZM202 46H204V45L202 44ZM242 46H243V45H242ZM20 47H21V46H20ZM152 47H153V46H152ZM163 47H165V46H163ZM185 47H186V48H185ZM209 47H206V46H205L204 49L206 50V49H208ZM226 47L229 48V46H226ZM248 47H250V45H249ZM90 48H91V47H90ZM143 48H144V47H143ZM148 48H150V47H148ZM210 48H209V49H210ZM239 48H240V46H239ZM239 48H237V49H239ZM244 48H245V47H244ZM87 49H88V48H87ZM163 49H165V48H163ZM175 49H176V48H175ZM235 49H236V48H235ZM146 50H147V49H146ZM150 50H151V49H150ZM176 50H177V49H176ZM230 50H231V49H230ZM250 50H251V49H250ZM207 51H208V50H207ZM252 51H253V50H252ZM147 52H148V51H147ZM149 52H150V51H149ZM165 52H166V51H165ZM224 52H225V49H224ZM224 52H221V54L224 53ZM234 52H236V50H235ZM234 52L232 53L233 55H234ZM237 52H238V51H237ZM241 52H242V51H241ZM163 53H164V52H163ZM226 53H228V52H226ZM160 55H161V54H160ZM215 55H216V54H215ZM225 55H226V54H225ZM228 56H229V55H228ZM222 57H223V56H222ZM162 58H163V57H162ZM214 58H215V56H214ZM222 59H223V58H222ZM222 59H221V60H222ZM231 59H232V58H231ZM231 59H228V61L231 60ZM158 60H159V59H158ZM160 60H162V59H160ZM225 60H226V56H225ZM232 60H233V59H232ZM217 61H219V60H217ZM222 61H223V60H222ZM155 62H156V60H155V59L152 60V58H151L148 64H145V63H144L145 65H144L143 69H144V68H148V69H149L151 66L154 65L153 63H155ZM230 62H231V61H230ZM219 63H220V62H219ZM224 63H225V62H224ZM158 64H159V63H158ZM165 64H166V63H165ZM165 64H163V65H165ZM216 64H217V63H216ZM230 64H231V63H230ZM232 64H233V63H232ZM223 65H224V64H223ZM226 65L229 66V64H226ZM230 66H231V65H230ZM245 66H246V65H245ZM245 66H244V67H245ZM162 67H163V66H162ZM218 67H219V66H218ZM218 67H216V68H218ZM240 67H241V66H239V68H240ZM242 67H243V66H242ZM244 67H243V68H244ZM220 68H221V67H220ZM225 68H226V67H225ZM225 68H224V69H225ZM239 68H238V70H239ZM138 69H139V68H138ZM141 69H142V68H141ZM224 69H223V70H224ZM240 69H241V68H240ZM245 69H247V67H245ZM245 69H241V70H245ZM145 70H146L147 72H149L147 69H145ZM158 70H159V68H158ZM238 70H237V71H238ZM141 71H142V70H141ZM141 71H140V72H141ZM151 71H152V70H151ZM154 71H156V70H154ZM220 71H222V70H220ZM220 71H219V69H218L217 72L220 73V75H221V72H220ZM140 72H138V73H140ZM144 72H145V71H144ZM152 72H153V71H152ZM149 73H150V72H149ZM191 73H192V72H191ZM140 74H141V73H140ZM140 74H139V75H140ZM150 74H151V73H150ZM150 74L147 73V76H151ZM152 74H153V73H152ZM188 74H189V73H188ZM139 75H138V76H139ZM145 75H146V74H145ZM153 75H154V74H153ZM217 75H219V74H217ZM135 76H137V75L135 74ZM141 76H142V75H141ZM154 76H155V75H154ZM223 76H224V73H223ZM236 76H237V75H236ZM236 76H234V77H236ZM132 77H133V76H132ZM146 78L148 79V77H146ZM146 78H143V79L146 80ZM153 78H154V77H153ZM216 78H219V77H216ZM216 78H214V82H215V80H217ZM136 79H137V78H136ZM223 79H224V78H223ZM257 79H258V77H257ZM255 80H256V79H255ZM140 81H141V80H140ZM152 81H153V80H152ZM195 81H196V80H195ZM253 81H254V80H253ZM258 81H259V79H258ZM54 82H55V81H54ZM58 82H59V81H58ZM143 82H144V81H143ZM146 82H147V81H146ZM223 82H224V81H223ZM212 83H213V82H212ZM142 84H143V83H142ZM142 84L140 83V85H142ZM221 84H222V86H224L223 83H221ZM224 84H225V83H224ZM133 85H134V83H133ZM138 85H139V84H138ZM212 85H213V84H212ZM212 85H210V86L216 88V86H212ZM56 86H57V85H56ZM131 86H132V85H131ZM143 86H144V85H143ZM208 86H209V85H208ZM208 86H206V89H207ZM219 86L221 87V85H219ZM225 86H228V85L226 84ZM52 87H53V86H52ZM136 87H137V85H136ZM217 87H218V86H217ZM231 87H232V86H231ZM54 88H55V86H54ZM209 88H210V87H209ZM46 89H47V88H46ZM48 89H49V88H48ZM48 89H47V91H48ZM57 89H58V87H57ZM61 89H62V87H61ZM216 89H217V88H216ZM216 89H215V90H216ZM229 89H230V88H229ZM53 90H54V89H53ZM130 90H131V89H130ZM213 90H214V89H213ZM224 90H225V92H226V89H224ZM224 90H223V91H224ZM231 90H232V89H231ZM234 90H235V89H234ZM49 91H50V90H49ZM59 91H60V90H59ZM136 91H137V90H136ZM138 91H139V90H138ZM209 91H210V90H209ZM209 91H208V94H209ZM219 91H221V90H219ZM227 91H230V90H227ZM51 92H53V91H51ZM57 92H58V91H57ZM61 92H62V90H61ZM127 92H129V90H128ZM131 92H132V91H131ZM131 92H130V94H131ZM210 92H211V91H210ZM54 94H55V92H54ZM73 94H74V93H73ZM212 94H215V92H212ZM212 94H210V95H208V96H209V97H211V96H215V97H213V98H216L217 95H212ZM221 94H222V92H220V94H218V95H221ZM223 94H224V92H223ZM229 94H231V92H229ZM45 95H46V94H45ZM123 95H124V94H123ZM128 95H129V94H128ZM131 95H132V94H131ZM188 95H189V92H188ZM42 96H43V95H42ZM59 96H60V94H59ZM68 96H70V95H68ZM75 96H76V95H75ZM186 96H187V95H186ZM222 96H223V95H222ZM222 96H220V97H222ZM226 96H228V95L226 94ZM56 97H58V96H56ZM56 97H55V95H54V98H56ZM60 97H62V96H60ZM64 97H65V96H64ZM66 97H67V96H66ZM66 97H65V98H66ZM76 97H77V96H76ZM100 97H101V96H100ZM120 97H122V94H121ZM124 97L127 98L126 95H125ZM128 97H130V96H128ZM132 97H133V96H132ZM189 97H190V96H189ZM36 98H37V97H36ZM54 98L52 97L51 99H54ZM72 98H73V97H72ZM78 98H79V97H78ZM84 98H85V97H84ZM84 98H83V99H84ZM113 98H114V97H113ZM207 98H208V97H207ZM51 99H50V101H51ZM56 99H57V98H56ZM67 99H69V98L67 97ZM67 99H66V100H67ZM81 99H82V98H81ZM109 99H110V98H109ZM118 99H119V98H118ZM194 99H195V98H194ZM211 99H212V97L210 98V100H211ZM223 99H224V96H223ZM34 100H35V99H34ZM34 100H33V101H34ZM44 100H45V99H44ZM62 100H63V99H62ZM72 100H74V99H72ZM208 100H209V99H208ZM214 100H215V99H214ZM79 101H81V100H79ZM119 101H120V100H119ZM125 101H126V100H125ZM157 101H158V100H157ZM157 101H156V102H157ZM193 101H196V102H197V100H193ZM205 101L207 102V100H205ZM218 101H219V100H218ZM259 101H260V100H259ZM43 102H44V101H43ZM45 102H46V101H45ZM45 102H44V103H45ZM58 102H59V101H58ZM73 102H74V101H73ZM107 102H108V100H107ZM126 102L128 103V100H127ZM158 102H160V101H158ZM198 102H199V104H200V101H199V100H198ZM208 102H209V101H208ZM208 102H207V104H208ZM214 102H216V101H214ZM220 102H221V101H220ZM31 103H33V102H31ZM40 103H41V102H40ZM49 103H50V102H49ZM60 103H62V102H60ZM100 103H101V102H100ZM120 103H121V102H120ZM165 103H166V102H165ZM203 103H204V102H202L201 104H203ZM212 103H213V102H212ZM45 104H47V102H46ZM56 104H57V102H56ZM56 104H55V105H56ZM66 104H68V103H66ZM75 104H76V103H75ZM77 104H78V103H77ZM124 104H125V102H123L122 105L120 104V105H121L120 107L124 106ZM154 104L157 105L158 103H154ZM161 104H162V103H161ZM194 104H195V103H194ZM199 104H198V106H199ZM201 104H200V105H201ZM205 104H206V103H205ZM209 104H210V103H209ZM31 105H32V104H31ZM43 105H44V104H43ZM50 105H51V104H50ZM52 105H54V104H52ZM55 105H54V106H55ZM57 105H58V104H57ZM60 105H61V104H60ZM64 105H65V104H64ZM68 105H69V104H68ZM101 105H102V104H101ZM156 105H155V106H156ZM159 105H160V103H159ZM159 105H158V106H159ZM162 105H163V104H162ZM188 105H189V104H188ZM191 105L193 106V104H191ZM195 105L197 106V104H195ZM195 105H194V108H195ZM211 105H212V104H211ZM260 105H261V103H260ZM46 106H47V105H46ZM61 106L63 107V104H62ZM69 106H72V104L69 105ZM91 106H93V105L91 104ZM91 106H90V107H91ZM98 106H99V105H98ZM155 106H154V107L150 106L151 109L149 108V111H150V110H153V108H156V107H157V106H156V107H155ZM166 106H167V105H166ZM205 106H206V105H205ZM205 106H204V107H205ZM51 107H52V106H51ZM88 107H89V106H88ZM90 107H89V108H90ZM116 107H117V104H115V103L113 104V103H112V100H110V102H109L108 104H106V106L104 107V112L107 113V114H106V115L104 114V116L102 117L103 120L100 121V122H102V123H101V125H102V126H101V129H102L103 132H104V131H105L106 133L109 132V131L112 129L110 125H112L113 123L115 124V123H116V120H119V118H118V117H119V113L117 112L118 115H117V114L114 115V113L117 111ZM160 107H161V105H160ZM187 107H188V106H187ZM200 107H201V106H200ZM63 108H64V107H63ZM65 108H66V107H65ZM68 108H70V107H68ZM72 108H73V107H72ZM96 108H97V107H96ZM98 108H99V107H98ZM98 108H97V109H98ZM109 108H112V109H111V112L108 111ZM163 108H164V107H163ZM166 108H167V107H166ZM191 108H192V107H191ZM27 109H28V107H27ZM45 109H46V108H45ZM60 109H61V108H60ZM83 109H84V111L87 110V108H83ZM118 109H119V108H118ZM164 109H165V108H164ZM42 110H44V109L42 108ZM42 110H41V111H42ZM64 110H66V109H64ZM68 110H70V109H68ZM134 110H135V109H134ZM134 110H133V111H134ZM154 110H156V109H154ZM158 110H159V109H158ZM165 110H166V109H165ZM168 110H169V109H168ZM41 111H40V113H41ZM44 111H45V110H44ZM102 111H103V109H102ZM102 111H101V112H102ZM136 111H139V110L136 109ZM169 111H171V110H169ZM58 112H59V111H58ZM62 112H65V111L61 110V111H60V114H61V115H59V114H58V115H59V116H64V115H63L64 113L62 114ZM82 112H83V111H82ZM87 112H88V111H85L84 114L82 113L83 115H80V118H79V117H77V118H78L81 122H82V121H85L86 119H88V118L86 117V116H87ZM150 112H151V111H150ZM150 112H149V113H150ZM154 112H155V111H153L152 114H155V113H156V112H155V113H154ZM65 113H66V112H65ZM96 113H97V112H96ZM102 113H103V112H102ZM162 113H163V112H162ZM38 114H39V111H38ZM72 114H73V113H72ZM90 114H91V113H90ZM158 114H159V113H158ZM165 114H166V113H165ZM165 114H164V115H165ZM42 115H43V114H42ZM42 115H41V116H42ZM52 115H53V114H52ZM52 115H51V116H52ZM54 115H55V114H54ZM54 115H53V116H54ZM149 115H151V114H149ZM160 115H161V114H160ZM41 116H40V117H41ZM67 116H68V115H67ZM100 116H101V115H100ZM57 117H58V116H57ZM64 117H65V116H64ZM70 117H71V116H70ZM151 117H152V119H153V116H152V115H151ZM53 118H54V117H53ZM55 118H56V115H55ZM55 118H54V119H55ZM136 118H138V116H137ZM154 118H156V117H154ZM51 119H52V118H50V120H51ZM58 119H59V118H58ZM61 119H62V117H61ZM61 119H60V120H61ZM75 119H76V117H75ZM120 119H121V118H120ZM147 119L149 120V118H147ZM156 119H157V118H156ZM14 120H15V119H14ZM16 120H17V119H16ZM50 120H49V121H50ZM69 120H70V118H69ZM73 120H74V119H73ZM96 120H97V119H96ZM150 120H151V119H150ZM40 121H42V120H40ZM51 121H52V120H51ZM53 121H54V120H53ZM56 121H57V120H56ZM63 121H64V119H63ZM66 121H68V119H67ZM76 121H77V120H76ZM90 121H91V120H90ZM92 121H93V120H92ZM92 121H91V122H92ZM98 121H99V120H98ZM156 121H157V120H156ZM23 122H24V121H23ZM34 122H35V121H34ZM54 122H55V121H54ZM60 122H61V121H60ZM71 122H75V121H71ZM141 122H142V121H141ZM148 122H149L148 124L150 125V123L152 122V120H151V122H150V121H148ZM21 123H22V122H21ZM21 123H20V124H21ZM24 123H25V122H24ZM56 123H57V122H56ZM56 123H55V124H56ZM58 123H59V121H58ZM65 123H66V122H65ZM65 123H63V124H65ZM68 123H69V122H68ZM68 123H67V124H68ZM75 123H76V122H75ZM93 123H94V122H93ZM136 123H137V122H136ZM139 123H140V122H139ZM155 123H156V122H155ZM155 123H154V124H155ZM191 123H193V122H191ZM191 123H190V124H191ZM199 123H200V122H199ZM199 123H198V124H199ZM40 124H42V123H40ZM45 124H46V123H45ZM59 124H60V123H59ZM61 124H62V123H61ZM67 124H66V125H67ZM73 124H74V123H73ZM80 124H81V123H80ZM140 124H141V123H140ZM143 124H144V123H143ZM151 124H152V123H151ZM163 124H165V123H162L160 126H162ZM190 124H189V125H190ZM193 124L195 125V123H193ZM196 124H197V123H196ZM8 125H9V124H8ZM32 125H34V124H32ZM50 125H51V124L49 123V126H50ZM52 125H53V124H52ZM74 125H75V124H74ZM93 125H95V124H92V125L90 126V128H92ZM138 125H139V124H138ZM152 125H153V124H152ZM191 125H192V124H191ZM25 126H26V125H25ZM41 126L43 127V125H41ZM41 126H40V127H41ZM44 126H45V125H44ZM56 126H57V125H56ZM56 126H55V127H56ZM95 126H97V125H95ZM109 126H110V127H109ZM157 126H158V125H157ZM22 127H24V126H22ZM46 127H48V125H47ZM74 127H75V129H77V126H74ZM78 127H80V126H78ZM123 127H125V126H123ZM131 127H132V126H131ZM134 127H135V126H134ZM143 127H144V126H143ZM143 127H142V128H143ZM145 127H146V126H145ZM147 127H148V126H147ZM152 127H153V126H152ZM152 127H151V128H152ZM158 127H159V126H158ZM162 127L164 128V126H162ZM7 128H8V127H7ZM7 128H6V129H7ZM38 128H39V127H38ZM57 128H58V126H57ZM68 128H69V127H68ZM80 128H81V127H80ZM80 128H79V129H80ZM86 128H87V127H86ZM98 128H99V127H98ZM110 128H111V129H110ZM125 128H127V127H125ZM125 128H123V129H125ZM142 128H141V129H142ZM154 128H155V127H154ZM160 128H161V127H159V129H160ZM49 129H50V128H49ZM60 129H61L62 131H64V133H62V135L65 134V131L67 130L66 126H64V127L62 126V128H60ZM88 129H89V128H88ZM130 129H131V128H130ZM143 129H144V128H143ZM165 129H166V127H165ZM192 129H193V128H192ZM199 129H200V127H199ZM37 130H38V129H37ZM40 130H41V129H40ZM72 130L74 131L73 127H72ZM72 130H70V131H72ZM91 130H93V129H91ZM94 130H95V129H94ZM96 130H97V129H96ZM127 130H128V129H127ZM127 130H125V131H127ZM154 130H158V128H157V129L155 128ZM179 130H180V129H179ZM179 130H178V131H179ZM193 130H194V129H193ZM28 131L31 132V129H29ZM41 131L43 132V130H41ZM44 131H45V128H44ZM47 131H48V129H47ZM50 131H51V130H50ZM53 131H54V130H53ZM53 131H52V133H53ZM59 131H60V130H58L57 132L59 133ZM62 131H61V132H62ZM77 131H78V129H77ZM85 131H86V129H85ZM87 131H89V130H87ZM87 131H86V134H87ZM160 131H161V130H160ZM178 131H177V132H178ZM26 132H27V131H26ZM35 132H36V131H35ZM61 132H60V133H61ZM75 132H76V130H75ZM75 132H74V134H75ZM154 132L157 133V131H154ZM158 132H159V131H158ZM180 132H181V131H180ZM182 132H183V131H182ZM182 132H181V133H182ZM32 133H33V132H31V134H32ZM40 133H41V132H39V135H38V136H39V139L37 138V140H39V141H40V137H41V136H40ZM52 133H51V136H54L55 134L52 135ZM54 133H55V131H54ZM81 133L83 134V132H81ZM98 133H101L100 129H99ZM109 133H110V132H109ZM114 133H117L116 130L114 131ZM123 133H124V132H123ZM156 133H154V134H156ZM181 133H180V134H181ZM33 134H34V133H33ZM67 134H69V133H67ZM74 134H73V135H74ZM89 134H90V133H89ZM101 134H102V133H101ZM157 134H158V133H157ZM159 134H160V132H159ZM161 134H162V133H161ZM161 134H160V135H161ZM167 134H168V133H167ZM176 134H177V133H176ZM62 135H61V136H62ZM75 135H76V134H75ZM79 135H80V133H79ZM79 135L77 134V138H76L75 141H74V143H75V147H77L78 145L82 144V141H81V140H82L83 138L81 137L82 135H80V136H79ZM91 135H92V134H91ZM102 135H103V134H102ZM102 135H101V136H102ZM106 135H107V134H106ZM106 135H105V137H106ZM110 135H111V134H110ZM114 135H115V134H114ZM116 135H117V134H116ZM165 135H166V133H165ZM174 135H175V134H174ZM35 136H36V135H35ZM35 136H34V138H35ZM83 136H84V135H83ZM162 136H163V135H162ZM32 137H33V136H32ZM59 137H60V136H59ZM62 137H63V136H62ZM65 137H66V136H65ZM70 137H71V138H69V136H68L67 138H69V140H70V139L72 140V136H70ZM75 137H76V136H75ZM89 137H90V136H89ZM97 137H98V136H97ZM105 137H103V139H104ZM158 137H160V136H158ZM175 137L177 138L178 136H175ZM44 138H45V137H44ZM44 138H41V139L43 140ZM47 138H48V136H47ZM57 138H58V137H57ZM60 138H61V137H60ZM60 138H59V139H60ZM162 138H163V137H162ZM26 139H27V138H26ZM32 139H33V138H32ZM35 139H36V138H35ZM35 139H34V141H35ZM65 139H66V138H65ZM90 139H91V138H90ZM171 139L173 140V138H171ZM27 140H31V138H29V139H27ZM27 140H26V141H27ZM42 140L40 141V144H41V142L44 141V140H43V141H42ZM48 140H50V139H48ZM98 140H99V139H98ZM101 140H102V139H101ZM104 140H105V139H104ZM106 140H107V139H106ZM158 140H159V139H158ZM158 140L155 141V142H156V143H155V146H156V147H153V148L151 147L153 150H151L152 152L149 153V158H147L146 161H143L142 164L144 163V165H146V166H148L147 164H149V163L152 164V162H153L154 159L159 155V153L161 154V153L163 152L162 150H165V149H164V146H165V144H166V143L164 144L165 141H164V142H158V143H157ZM172 140H171V141H172ZM54 141H55V140H54ZM54 141H53V144L57 143V141H56V142H54ZM66 141H67V142H66ZM66 141H65V142L68 143V140H67V139H66ZM84 141H85V139H84ZM84 141H83V142H84ZM95 141H96V139H95ZM173 141H174V140H173ZM173 141H172V142H173ZM27 142H28V141H27ZM32 142H33V141H32ZM59 142H60V141H59ZM59 142H58V143H59ZM72 142H73V141H72ZM166 142H167V141H166ZM200 142H201V141H200ZM200 142H198V143H200ZM29 143H31V142H28V144H29ZM58 143H57V145H58ZM69 143H71V141H69ZM99 143H100V142H99ZM102 143H103V142H102ZM170 143H171V142H170ZM35 144H36V143H35ZM62 144H64V143H62ZM62 144H61V146H62ZM83 144H84V143H83ZM92 144H94V143L92 142ZM96 144H97V143H96ZM153 144H154V143H152V145H153ZM160 144H164V146H162V145L159 146ZM36 145H38V144H36ZM50 145H51V144H50ZM55 145H56V144H55ZM55 145H54V146H55ZM57 145H56V146H57ZM174 145H177V144H174ZM199 145L202 146V145H203V142H202V144L200 143ZM199 145H198V146H199ZM224 145H225V144H223V146H224ZM29 146H33V145H29ZM58 146H60V144H59ZM58 146H57V147H58ZM67 146H68V145H67ZM69 146H72V144H70ZM85 146L87 147V145H85ZM118 146H119V145H118ZM143 146H144V145H143ZM169 146H170V145H169ZM196 146H197V145H196ZM198 146H197L196 148H199ZM223 146H219L220 149H221V147L223 148ZM35 147H36V146H35ZM41 147H42V146H41ZM51 147H52V146H51ZM51 147H50V148H51ZM57 147H56V148H57ZM63 147H66V144H65V146H63ZM72 147H74V146H72ZM88 147H89V146H88ZM90 147H92V146L90 145ZM98 147H99V146H98ZM144 147H145V146H144ZM174 147H175V146H174ZM188 147H189V146H188ZM188 147H187V148H188ZM194 147H195V146H194ZM194 147H193V149H194ZM215 147H217V146H215ZM215 147H214V148H215ZM224 147H226V145H225ZM2 148H3V147H2ZM14 148H15V147H14ZM22 148H23V147H22ZM22 148H21V149H22ZM25 148H26V147H25ZM32 148H33V147H32ZM43 148H44V147H43ZM52 148H53V147H52ZM68 148H69V147H68ZM68 148H67V149H68ZM133 148H134V147H133ZM135 148H136V147H135ZM135 148H134V149H135ZM139 148H141V147H139ZM165 148H166V147H165ZM185 148H186V147H184L183 149H185ZM191 148H192V147L190 146L188 149H191ZM201 148H202V147H201ZM229 148H230V147H229ZM229 148H228V145H227V149H228V150H229ZM0 149H1V148H0ZM10 149H11V151H12V148H10ZM16 149H17V148H16ZM27 149H28V148H27ZM29 149H31V148H29ZM53 149H54V148H53ZM53 149H52V150H53ZM69 149H70V148H69ZM75 149H76V148H75ZM75 149H74V151H72V152H76ZM84 149L86 150V148H85L84 146H83V148H80L79 150H81V152H79L78 155L81 154V153H84V152H85ZM87 149H88V148H87ZM91 149H92V148H91ZM93 149H94V148H93ZM181 149H182V148H181ZM204 149H205V148H204ZM230 149L232 150L233 147L231 146ZM18 150H19V149H18ZM31 150H32V149H31ZM63 150H64V149H63ZM71 150H72V148H71ZM89 150H90V149H89ZM130 150H131V149H130ZM135 150H136V149H135ZM155 150H157V151H155ZM191 150H192V149H191ZM194 150H196V149H194ZM199 150H200V149H199ZM224 150H225V149H224ZM228 150H227L228 153H229V152H232V151H228ZM233 150H234V149H233ZM11 151H9V152H11ZM19 151L22 152V151H24V150L22 149V150H19ZM25 151H27V150H25ZM34 151H35V150H34ZM36 151H37V150H36ZM57 151H58V149L56 150V152H57ZM66 151H68V150H66ZM92 151H93V150H92ZM97 151H98V150H97ZM149 151H150V150H149ZM175 151H177V152H182V151H178V150H175ZM188 151H189V150H188ZM192 151H193V150H192ZM196 151H197V150H196ZM196 151H194V152H196ZM200 151H201V150H200ZM14 152H15V150H14ZM21 152H20V153H21ZM28 152H29V151H28ZM32 152H33V151H32ZM37 152H38V151H37ZM59 152H60V151H59ZM62 152H64V151H62ZM87 152H88V151H87ZM106 152H107V151H106ZM132 152H134V151L132 150ZM132 152H131V153L129 152V153L132 154ZM135 152H136V151H135ZM138 152H139V151H138ZM142 152H143V151H142ZM144 152H145V151H144ZM173 152H174V151H173ZM185 152H187V151H185ZM202 152H203V151H202ZM224 152H226V151H224ZM38 153H39V152H38ZM38 153L34 152L32 156H35V157H36V155H38ZM40 153H42V152L40 151ZM69 153H70V152H69ZM91 153H92V152H91ZM93 153H94V152H93ZM182 153H183V152H182ZM189 153H190V152H189ZM189 153H188V154H189ZM196 153H197V152H196ZM228 153H226V154H228ZM18 154H19V152H18ZM27 154H28V153H27ZM31 154H32V153H31ZM31 154H29V156H31ZM57 154H58V155H57ZM57 154H55L54 152H53V153H50V152H44V155H45V156H42V158H43V157H47V156L49 157V155H51V156H52V159H51V160H48V161L46 160V162L43 161V159H41L42 161H40L39 159H35V161H36V160H39V163H40V164H39V163L36 161V162H37L36 165L39 164L38 167H41V170H43V169H45V167H47V166L51 167V166H53L55 163H57V162H59V161H61L62 159L65 158V157H63V155H62L63 153H62V154L57 153ZM71 154H72V153H71ZM76 154H77V153H76ZM76 154H75V155H76ZM106 154H108V152H107ZM106 154H104V155H106ZM130 154L128 155L129 157H130ZM133 154H134V153H133ZM135 154H136V153H135ZM180 154H181V153H180ZM188 154H186V155H188ZM192 154H195V153H192ZM20 155H21V154H20ZM23 155H24V152H23ZM40 155H43V154H40ZM73 155H74V154H73ZM73 155H72L71 157H74ZM86 155H87V154H86ZM88 155H89V154H88ZM104 155H103V157H104ZM109 155H110V154H109ZM145 155H146V154H145ZM175 155H176V154H175ZM181 155H182V154H181ZM183 155H184V154H183ZM189 155H190V154H189ZM198 155H199V154H198ZM239 155H243V154H240V153H239ZM18 156H19V155H18ZM21 156H22V155H21ZM76 156H77V155H76ZM79 156H80V155H79ZM98 156H99V155H98ZM107 156H108V155H107ZM126 156H127V154H126ZM133 156H134V155H133ZM177 156H179V153H178ZM191 156H192V155H191ZM191 156H190V158H191ZM193 156H194V155H193ZM196 156H197V154H196ZM196 156H195V159H197ZM246 156H247V155H246ZM7 157H8V156H7ZM103 157H102L101 159H105V158H103ZM108 157H109V156H108ZM124 157H125V156H124ZM147 157H148V156H147ZM174 157H175V156H174ZM197 157H199V156H197ZM203 157H204V156H203ZM253 157H254V156H253ZM253 157H250V159L253 158ZM8 158H9V157H8ZM12 158H13V156H12ZM12 158H11V159H12ZM68 158H69V156H68ZM82 158H83V157H82ZM126 158H127V157H126ZM184 158H185V155H184ZM254 158H255V157H254ZM11 159H10V160H11ZM20 159H22V158H20ZM32 159H34V157L31 158V160H32ZM65 159H66V158H65ZM70 159H72V158H69V160H70ZM89 159H90V158H89ZM89 159H88V161H89ZM116 159H117V158H116ZM120 159H121V158H120ZM130 159H131V158H129V161H130ZM178 159H179V158H178ZM185 159H186V158H185ZM185 159H183V160H185ZM203 159H204V158H203ZM203 159H202V160H203ZM13 160H16V159H13ZM26 160H27V159H26ZM75 160H77V158H76V159L74 158V161H75ZM85 160H86V159H85ZM85 160H83V161H85ZM121 160H122V159H121ZM140 160H141V159H140ZM143 160H144V159H143ZM176 160H177V158H176ZM189 160H190V159H189ZM193 160H194V157H193ZM27 161H28V160H27ZM67 161H68V160H67ZM74 161L72 160V162H74ZM102 161H103V160H102ZM177 161H178V163H179V160H177ZM177 161H176V162H177ZM185 161H186V160H185ZM200 161H201V160H200ZM13 162H15V161H13ZM64 162H65V161H64ZM68 162H69V161H68ZM92 162H94V161H92ZM116 162H117V161H116ZM131 162H132V161H131ZM191 162H193V161H191ZM201 162H202V161H201ZM16 163H17V162H16ZM25 163H26V162H25ZM29 163H31V162H29ZM66 163H67V162H66ZM81 163L83 164V162H81ZM88 163H89V162H88ZM94 163H95V166H96V162H94ZM113 163H115V161H114ZM113 163H112V164H113ZM132 163H133V162H132ZM138 163H140V162H138ZM196 163H197V162L195 161V165H196ZM214 163H215V162H214ZM214 163H213V166L215 165ZM76 164H77V163H76ZM76 164H74V165H76ZM82 164H80V165H82ZM92 164H93V163H92ZM92 164H91V165H92ZM112 164H111V166H112ZM159 164H160V163H159ZM174 164L178 165L177 163H174ZM198 164H199V163H198ZM209 164H210V163H209ZM209 164H204V168H205L206 165H209ZM211 164H212V163H211ZM216 164H217V161H216ZM26 165H27V164H26ZM31 165H32V164H31ZM31 165H28V167L31 166ZM77 165H78V164H77ZM77 165H76V167H75V166L71 167V166H72L71 163H70V164L67 163V165H66V164L64 165V166L66 167V168H64V169H65V172L63 173V174L65 175V177H64V178H65V183H63L64 186L66 185V187H69V186H70L69 184H71V187L74 189L75 186H78V185H79V181H77L75 178H73V175L70 173V171L78 172V171L80 170V167H78L79 165H78V166H77ZM83 165H84V166H87L88 164H87V165H86V164H83ZM100 165H101V164H100ZM100 165H99V168L102 167V165H101V166H100ZM172 165H173V161H172ZM180 165H181V163H180ZM189 165H190V164H189ZM193 165H194V164H193ZM218 165H219V164H218ZM21 166H22V165H21ZM21 166H20V168H21ZM33 166H34V165H33ZM60 166H61V165H60ZM89 166H90V165H88V167H89ZM93 166H94V165H93ZM95 166H94V167H95ZM106 166H107V164H106ZM111 166H110V167H111ZM129 166H130V163L127 162L126 160L122 161L121 163H120V162H117V163L114 164V166H113V167H114L113 170H112L113 174H112L111 172H109V173H111L112 176L114 175V176H116V177H117V175H118V176H119L118 178H115V177L113 176L114 179H116V180H117V179H120V178H121L120 176L123 175V174H124L125 172H127V171H130V173L127 172V175L125 174L126 177H128V173H129L130 176H131V175H132V176H133V175L135 176V174L138 173V170H135L134 167L131 168L132 166H131V167H129ZM138 166H139V165H138ZM155 166H156V164L154 165V167H155ZM168 166L170 167L171 165H168ZM168 166H167V167H168ZM202 166H203V165H202ZM202 166H201V167H202ZM24 167H25V164H24ZM26 167H27V166H26ZM38 167H37V166L35 167L36 170L38 169ZM49 167H47V168H49ZM81 167H82V166H81ZM90 167H92V166H90ZM97 167H98V166H96L95 168H97ZM139 167H140V166H139ZM156 167H157V166H156ZM174 167H175V165H174ZM209 167H210V166H208V167L206 166L205 170H206L207 168H209ZM214 167H215V166H214ZM214 167H213V168H214ZM22 168H23V167H22ZM29 168H31V167H29ZM42 168H43V169H42ZM99 168H98L97 170H99ZM102 168H103V167H102ZM104 168H105V166H104ZM137 168H138V167H137ZM172 168H173V167H171V169H172ZM176 168H178V167H176ZM199 168H200V167H199ZM211 168H212V166H211ZM24 169H25V168H24ZM64 169H63V170H64ZM70 169H71V170H70ZM85 169H88V168L86 167ZM90 169H91V168H90ZM141 169H142V168H141ZM141 169H140V171H141ZM153 169H154V168H153ZM169 169H170V168H169ZM169 169H168V170H169ZM173 169H174V168H173ZM184 169H185V168H184ZM215 169L217 170V172L220 171V170H218V168H215ZM21 170H22V169H21ZM41 170H40V172H41ZM82 170H83V169H82ZM91 170H92V169H91ZM95 170H96V169H95ZM109 170H111V169H109ZM109 170H108V171H109ZM117 170H118V171H117ZM142 170H143V169H142ZM145 170H146V169H144L143 171H145ZM149 170H150V171H149ZM149 170H147V171H149V172L146 171L144 174L142 173V175H143L142 177H139V180L141 181V182L138 181V182H140V183H139L140 186H141V183H142L143 181H144V183H142V185H143V184L145 185V180L147 181L148 178H150L151 176L154 175V173L151 174V172H154L155 170H154V171H153V170L151 171V169H149ZM165 170L167 171V168H165ZM178 170H179V169H178ZM200 170L202 171V169H200ZM212 170H214V169H212ZM14 171H15V170H14ZM23 171H24V170H23ZM26 171H27V170H26ZM26 171H24V172H26ZM32 171H33V170H32ZM38 171H39V170H38ZM86 171H87V173L85 172V173H86V176H85L84 174H83V176L86 177L87 180H86V179L84 180V182H85L84 187H83V188L81 187V188L83 189V190H82L83 192H84V191L87 192V191H89V190H91V189L93 188L91 191H89V195H90L92 192L95 193V192L97 191V186H98L99 181H98L97 179H95V178H98V177L101 175L102 172H100V170H99L98 172H100V173H98L97 171H94V169H93V171H91V173L88 172V171H90L89 169L86 170ZM101 171H102V170H101ZM115 171H117V172H115ZM143 171H142V172H143ZM171 171H172V170H171ZM180 171H181V170H180ZM182 171H183V170H182ZM182 171H181V173H182ZM186 171H187V170H186ZM198 171H199V170H198ZM210 171H211V169H210ZM210 171L208 172V174L210 173ZM36 172H37V171H35V174L38 175V174H37L38 172H37V173H36ZM53 172H54V173L51 172L52 175L55 174V171H53ZM61 172H62V171H61ZM81 172H82V171H81ZM93 172H94L95 175L93 174V176H92L91 174H92ZM114 172H115V173H114ZM191 172H192V171H191ZM211 172H213V171H211ZM31 173H32V172H31ZM78 173H79V172H78ZM82 173H83V172H82ZM82 173H81V174H82ZM103 173H104V171H103ZM139 173H140V172H139ZM170 173H171V172H170ZM177 173L179 174V172H177ZM183 173H184V171H183ZM183 173H182V174H183ZM192 173H193V172H192ZM192 173H191V174H192ZM199 173H203V171H202V172H199ZM199 173H198V174H199ZM14 174H15V173H14ZM28 174H29V173H28ZM41 174H42V173H41ZM51 174L48 173V175H46V176L49 177V178H51V177H52ZM63 174H62V175H63ZM105 174H106V173H105ZM115 174H116V175H115ZM140 174H141V173H140ZM175 174H176V173H175ZM185 174H186V173H185ZM191 174L189 173L188 175H191ZM193 174L195 175V173H193ZM203 174H204V173H203ZM211 174H212V173H211ZM12 175H13V174H12ZM15 175H16V174H15ZM21 175H22V174H21ZM26 175H27V174H26ZM33 175H34V174H33ZM108 175H109V177L111 176L110 174H108ZM136 175H137V174H136ZM165 175H166V173H165ZM168 175H169V174H168ZM168 175H167V177H168ZM170 175H171V174H170ZM172 175H174V174H172ZM183 175H184V174H183ZM199 175H200V174H199ZM216 175H217V174H216ZM216 175H214V172H213V175H212V176H216ZM10 176H11V175H10ZM10 176H9V177H10ZM42 176H43V175H42ZM44 176H45V175H44ZM90 176H91V178H93V179H90ZM103 176H104V175H103ZM105 176H107V175H105ZM112 176H111V178L113 179ZM123 176H124V175H123ZM161 176H162V175H161ZM176 176H177V175H176ZM180 176H181V174H180ZM185 176H186V175H185ZM185 176H183V177L185 178ZM191 176H193V175H191ZM195 176H198V175H195ZM195 176H194V177H195ZM203 176H204V175H203ZM203 176H201V177H203ZM210 176H211V175H208L209 178H211ZM220 176H222V172H221ZM11 177H12V176H11ZM101 177H102V176H101ZM107 177H108V176H107ZM162 177H163V176H162ZM172 177H173V176H172ZM188 177H189V176H188ZM199 177H200V176H199ZM204 177H205V176H204ZM217 177H219V175L216 176V178H217ZM12 178H15V177L13 176ZM24 178L26 179V177H24ZM27 178H28V176H27ZM39 178H40V177H39ZM39 178H37L38 181H39ZM99 178H100V177H99ZM102 178H103V177H102ZM164 178H165V177H164ZM174 178H175V176H174ZM174 178H172L173 181L176 180V178H179V177L177 176L175 179H174ZM192 178H193V177H192ZM206 178H207V176H206ZM15 179H16V178H15ZM18 179H19V178H18ZM21 179H22V177L20 178V180H21ZM31 179H32L31 182H33V179H34V178L31 177ZM37 179L35 178V180H34L35 182H34V183L37 182V181H36ZM105 179L107 180V178H105ZM112 179H110V181H109V178H108V181H109L108 184H109V186L111 185L110 182L113 181ZM150 179H151V178H150ZM197 179H199V178H197ZM200 179H202V178H200ZM200 179H199V180H200ZM9 180H10V178H9ZM23 180H24V179H23ZM23 180H22V181H23ZM26 180H28V179H26ZM40 180H41V179H40ZM99 180H101V178H100ZM106 180L103 179L102 181L104 182V181H106ZM111 180H112V181H111ZM120 180H121V181H119V182L117 181V182H115V183H114V181H113V184H112L110 187H106V189H108V191H109V194H111V195L109 196V197H110L109 200H108V199L106 200V203H107V204H105V203L102 204V205H104V204L106 205V207L104 206L105 209H103L102 207H101V208L98 207V208H100V209L98 210L99 213L96 215V212H95V214H94V212H93L92 209H91V208L95 209V208H94L95 206L92 205L94 202H93V203L91 204V206L89 207V208L91 209L90 211H91V214H92V215L90 216V218H89V223L94 222V221H96V220L98 221V223H101V224L104 223V224H102V225L100 226V228L98 229V231H97V232L95 231L96 233H93V235L90 237V238H92V237L94 236V237H96V239L100 240L99 242L102 243V244H101V247H99V248H106L107 244H108V243H111V237H109V236H104V234H106L108 231H110V229H112L111 232H110V234L113 233V232H114V233L117 232V229H118V228H116V224H117V223H116V224L111 223V222H112L111 219H113V218H112V215H113V214H115V218H116V217L118 216V214L121 212L122 209H121L120 211L118 210V209L120 208V207L118 208L119 205H121V204L123 205V203H124L125 205L130 203V204H133L132 206H134L135 208H137L138 206L142 205L141 208L139 209L140 211H143V210H142L143 207L145 208V207H146L145 205H147V204H144V203L142 202L143 196H144L146 193H145V192H144V193H143V192L141 193V192L139 191V190L144 191L145 188H143V186H141L142 188L140 189V186H138V185H139V184H138V185H137L138 187H136V189H135L134 191L132 190L133 188H132V189L129 188L130 186L127 187L128 185L125 186V189H124L122 183H123V184H125V183L123 182L122 179H120ZM177 180H178V179H177ZM177 180H176V181H177ZM190 180H191V179H190ZM203 180H205V179H203ZM203 180H202V181H203ZM217 180H218V178H217ZM219 180H221V179H219ZM13 181H14V180H13ZM18 181H19V180H18ZM18 181H16V182L14 181L15 185H16V183H17ZM108 181H106V182H108ZM124 181H125V180H124ZM149 181H151V180H149ZM152 181H153V180H152ZM9 182H10V181H9ZM9 182H8V183H9ZM11 182H12V181H11ZM31 182H29V183H31ZM39 182H40V181H39ZM41 182H42V181H41ZM203 182H204V181H203ZM219 182H220V181H219ZM219 182H218L217 184H220ZM12 183H13V182H12ZM14 183H13V185H14ZM19 183H21V181H19ZM26 183H27V182H26ZM37 183H38V182H37ZM127 183H128V182H127ZM146 183H147V182H146ZM221 183H222V182H221ZM223 183H224V181H223ZM10 184H11V183H9L8 185H10ZM24 184H25V183H24ZM27 184H28V183H27ZM31 184H32V183H31ZM80 184H81V182H80ZM149 184H150V183H149ZM174 184H175V183H174ZM194 184H195V183H194ZM203 184H205V185H203ZM203 184H201V185L204 186V187H206V183L204 182ZM209 184H210V181H209ZM209 184H208V185H209ZM28 185H29V184H28ZM35 185H37V184H35ZM104 185L106 186V184H104ZM170 185H173V184H170ZM177 185H178V184H177ZM222 185H223V184H222ZM222 185H221V186H222ZM224 185H225V184H224ZM245 185H246V184H245ZM247 185H248V184H247ZM247 185H246V186H247ZM17 186H18V185H17ZM30 186H31V185H30ZM37 186H38V185H37ZM198 186H199V185H198ZM209 186H210V185H209ZM219 186H220V185H219ZM221 186H220V187H221ZM246 186H245V187H246ZM22 187H23V186H22ZM26 187H27V186H26ZM121 187H123V188H121ZM175 187H176V186H175ZM189 187H190V186H189ZM193 187H195V186L193 185ZM193 187H192V190H193ZM214 187H215V186H214ZM220 187H219L218 190L221 189ZM250 187H251V186H250ZM12 188H13V186H12ZM103 188H104V187H103ZM147 188H149V187H147ZM185 188H186V187H185ZM187 188H188V187H187ZM224 188H225V186H224ZM251 188H252V187H251ZM69 189H70V188H69ZM87 189H88V190H87ZM120 189H122V190L124 189V190H123L124 192H125V190H127L126 194H124V192L121 191ZM171 189H172V188H171ZM178 189H179V187H178ZM182 189H183V188H182ZM189 189H190V191H191V188H189ZM195 189H196V188H195ZM202 189H203V188H202ZM207 189H208V188H207ZM207 189H206V191H208ZM213 189H214V188H213ZM216 189H217V188H216ZM242 189H243V188H242ZM86 190H87V191H86ZM103 190H104V189H103ZM183 190H184V189H183ZM222 190H223V189H222ZM245 190H246V189H245ZM247 190H248V189H247ZM247 190H246V191H247ZM249 190H251V189L249 188ZM0 191H1V190H0ZM24 191H25V190H24ZM68 191H69V190H68ZM108 191H106V192H108ZM190 191H189V192H190ZM204 191H205V190H204ZM204 191L201 192V193H198V192H197L198 195H197L196 197H199V198L202 199L204 196H206V194H208L207 192H204ZM210 191H211V190H210ZM223 191H224V190H223ZM225 191H228V190H225ZM225 191H224V192H225ZM252 191H253V190H252ZM254 191H255V190H254ZM4 192H5V191H4ZM9 192H10V191H9ZM22 192H23V191H22ZM58 192H59V191H58ZM97 192H98V191H97ZM147 192H148V191H147ZM184 192H186V190H185ZM184 192H183V193H184ZM189 192H188V193H189ZM215 192L217 193L218 191H215ZM243 192H244V191H243ZM250 192H251V191H250ZM210 193H211V192H210ZM5 194H6V193H5ZM19 194H20V193H19ZM64 194H66V193H64ZM70 194H71V193H70ZM70 194H69V195H70ZM96 194H97V193H96ZM104 194H105V192H104ZM106 194H107V193H106ZM184 194H185V193H184ZM212 194H213V193H212ZM217 194H218V193H217ZM222 194H223V193H222ZM222 194H220V195L223 196ZM225 194H227V192H226ZM228 194H229V193H228ZM249 194H250V193H249ZM23 195H24V193H23ZM67 195H68V194H67ZM67 195H65V196H60V197H59V200H60V201L58 200L59 202H57V203H56V201H55L56 205L54 204L55 207L53 206L54 208L52 209L53 211H52V214H50V215H51V216H52V215L55 216L54 218L51 217V218H53L51 221L54 222V224H53V223H51V224L54 225L55 227H52L51 224H49L50 227L53 228V231H54V228L56 229V226L59 227L60 225H61L60 228H61L62 230H63V228H65L64 230H67V229L69 230L70 227H72L71 225H72L73 223H75V221H77V219H78V218H77V215H73V216H71V217H68L69 211H71V210L69 209V207H71V206H73V205H71V203H70V204L68 203V202H69V199H68V196H67ZM74 195H75V194H74ZM86 195H87V194H86ZM89 195H88V196H89ZM97 195H98V194H97ZM146 195H147V194H146ZM154 195H156V194L154 193ZM190 195H191V194H190ZM193 195H194V193H193ZM251 195H252V194H251ZM58 196H59V195H58ZM88 196H87V197H88ZM90 196H91V195H90ZM105 196H107V195H105ZM105 196H104V197H105ZM156 196H158V195H156ZM156 196H155V198L153 199V201L156 199ZM163 196H164V195H163ZM165 196H166V195H165ZM165 196H164V198H165ZM176 196H178V194H177ZM180 196H183V195H182L181 193H179L178 198H179ZM184 196H185V195H184ZM184 196H183V198H185ZM226 196H227V195H226ZM229 196H230V195H228V197H229ZM235 196H236V195H235ZM243 196H244V195H243ZM246 196H247V195H246ZM102 197H103V196H102ZM104 197H103L102 202H103L104 199H105ZM160 197H162V196H160ZM166 197H167V196H166ZM173 197H174V196H173ZM187 197H188V196H187ZM187 197H186V198H187ZM214 197H215V196H214ZM214 197H213V198H214ZM228 197H227V198H228ZM244 197H245V196H244ZM249 197H250V196H249ZM106 198H107V197H106ZM144 198H145V197H144ZM149 198H151V197H149ZM149 198H148V199H149ZM171 198H172V196L169 197L170 200H172ZM178 198H177V199H178ZM183 198H182V199H183ZM188 198H190V197H188ZM192 198H193V197H192ZM230 198H231V197H229L228 199H230ZM232 198H233V196H232ZM232 198H231V199H232ZM234 198H235V197H234ZM246 198H247V197H246ZM254 198H255V197H254ZM257 198H258V197H257ZM87 199H89V198H86V200H87ZM90 199H91V197H90ZM158 199H160V198H158ZM197 199H198V198H197ZM201 199H200V200H201ZM215 199H216V198H215ZM218 199H219V198H218ZM223 199H226V198H223ZM228 199H226V200L228 201ZM236 199H237L236 201H238V196H237ZM239 199L242 200V197H241V198L239 197ZM251 199H252V198H251ZM96 200H97V199H96ZM150 200H152V199H150ZM162 200H163V198H162ZM170 200H169V201H170ZM174 200H175V199H174ZM174 200H172V201L174 202ZM195 200H196V199H195V197H194V201H195ZM209 200H210V199H209ZM216 200H217V199H216ZM216 200H215V201H216ZM219 200H220V199H219ZM226 200H224V202H223L222 205L228 206V208L231 207L230 209L234 211V217H232V216H233V212H232V214H231V215H232L231 217L233 218V219H232V220H233V224H235V221H236V219H237L236 217H238V216L241 217V216H243L242 214H244V218H245L246 220H250L249 217H250L251 215H250L249 213L252 212L253 208L255 207L254 205H253V206H250V207L245 206L246 204L243 205V202H244V201H243V202H242V205H243V206L240 205V207H239V206H238V207H235L236 202L234 203V204H235L234 206H231V205L227 204L230 200H229L227 203H225ZM247 200H248V199H247ZM256 200H257V199H256ZM7 201H9V200L6 199V201L4 202L5 205H6V202H7ZM11 201H12V200H11ZM67 201H68V202H67ZM87 201H88V200H87ZM100 201H101V200H100ZM100 201H99V202H100ZM172 201H170V202H172ZM175 201H176V200H175ZM185 201H186V199H185ZM192 201H193V199H192ZM194 201H193V202H194ZM196 201H199V200H196ZM203 201H204L203 203L205 204V200H203ZM221 201H222V200H221ZM234 201H235V200H234ZM245 201H246V200H245ZM96 202H98V201H96ZM96 202H95V203H96ZM110 202H111V204H112V203L119 202V205H118V204H117V205L115 204L116 206H113L114 204L111 205ZM148 202H150V201H148ZM148 202H147V203H148ZM159 202H161V200H160ZM170 202H169V203H170ZM207 202H208V201H207ZM217 202H218V201H217ZM230 202H231V201H230ZM232 202H233V200H232ZM248 202H249V201H247V205H248ZM12 203H13V202H12ZM12 203H11V205H12ZM14 203H17V202H14ZM14 203H13V204H14ZM23 203H24V202H23ZM108 203H109V204H108ZM175 203H176V202H175ZM203 203H202V204H203ZM240 203H241V202H240ZM0 204H1V203H0ZM2 204H3V201H2ZM9 204H10V203H9ZM26 204H27V203H26ZM166 204H168V203H166ZM189 204L191 205V202L188 201V205H189ZM199 204H200V202H199ZM202 204H201V205H202ZM238 204H239V203H238ZM249 204H250V203H249ZM3 205H4V204H3ZM27 205H28V204H27ZM70 205H71V206H70ZM181 205H182V204H181ZM201 205H198V204H197V206L193 207V208H195V209L191 208L187 213H184V214L182 213L183 215H185V217H186L185 220L187 221V223L191 222V223H192L191 225H193V224L195 223V220H196V222H197V219L200 221V219L202 218V220H203V217H204V216L201 217V215H198V214H200V213L202 212V209H203V208H202L203 205H202V206H201ZM206 205H207V204H206ZM211 205H212V204H211ZM213 205H214V203H213ZM216 205H217V207H218L219 204H216ZM1 206H2V205H1ZM96 206H97V205H96ZM127 206H128V205H127ZM200 206H201V207H200ZM214 206H215V205H214ZM3 207H4V206H3ZM14 207H15V206H14ZM87 207H88V206H87ZM116 207H117V208H116ZM134 207H133V210H135ZM177 207H178V206H177ZM177 207H176V208H177ZM180 207H181V206H180ZM209 207H210V206H209ZM260 207H261V206H260ZM89 208H88V209H89ZM121 208H122V206H121ZM129 208H130V207H129ZM147 208H148V206H147ZM173 208H175V207H173ZM182 208H183V207H182ZM201 208H202V209H201ZM207 208H208V207H207ZM213 208H214V207L212 206L211 209H213ZM219 208H220V207H219ZM257 208H258V207H257ZM36 209H37V208H36ZM36 209H35V210H36ZM84 209H85V208H84ZM106 209H108V210L116 209V210H115V212H114V210H113V211L111 210V212H108V213H107V210H106ZM124 209H126V208H124ZM127 209H128V208H127ZM137 209H138V208H137ZM145 209H146V208H145ZM177 209H178V208H177ZM177 209H175V210H176V214H177V212H178ZM204 209H206V206L204 207ZM215 209H216V208H215ZM217 209H218V208H217ZM223 209H224V207H223L221 210H223ZM3 210H5V209H3ZM6 210H7V209H6ZM130 210H131V209H130ZM146 210H147V209H146ZM166 210H168V208H167ZM171 210H172V209H171ZM173 210H174V209H173ZM173 210H172V212H174V214H175V211H173ZM181 210H182V209H181ZM208 210H209V209H208ZM90 211H89V212H90ZM118 211H119V213H118ZM123 211H124V210H123ZM127 211H128V210H126V211H124V212H127ZM149 211H150V210H149ZM154 211H155V210H151V212H154ZM203 211H204V210H203ZM209 211H210V210H209ZM219 211H220V209H219ZM1 212H2V211H1ZM3 212H4V211H3ZM124 212H123V213H124ZM129 212H130V211H129ZM133 212H135V211H133ZM145 212H146V211H145ZM151 212H149L148 214H150ZM170 212H171V211H170ZM213 212H214V210L212 211V213H213ZM217 212H218V210H217ZM225 212L228 213L227 210L224 211V213H225ZM112 213H113V214H112ZM117 213H118V214H117ZM121 213H122V212H121ZM130 213H132V211H131ZM140 213H141V212H140ZM156 213H159V214H160V212H158V211H156L155 214H156ZM162 213H163V212H162ZM166 213H167V212H166ZM221 213H222V212H221ZM224 213H222V214H224ZM229 213H231V212H229ZM229 213H228V214H229ZM26 214H27V213H26ZM126 214L128 215V213H126ZM155 214L153 213V214H151V215H149V216H152V217H153V215H155ZM163 214H165V213H163ZM171 214H172V213H171ZM213 214H214V213H213ZM216 214H217V213H216ZM216 214H214V215H216ZM262 214H263V213H262ZM134 215H135V214H134ZM138 215H139V214H138ZM138 215L136 214L135 217L137 218ZM172 215H173V214H172ZM197 215H198L199 217H201V218L199 219V217H198V218L196 219ZM203 215H204V214H203ZM206 215H207V214H206ZM211 215H212V214H211ZM218 215H221V214H218ZM259 215H260V214H259ZM259 215H258V217H259ZM87 216H88V215H87ZM99 216H102V217H99ZM129 216H130V215H129ZM132 216H133V215H132ZM147 216H148V215H147ZM157 216H159V215L156 214L155 219L157 218ZM160 216H162V215H160ZM165 216H166V215H165ZM169 216H170V218H172V217L174 218V216H172V217H171V215H169ZM178 216H179V215H178ZM193 216H195V219H194V220H192V218H191V217H193ZM209 216H210V215H208V217H209ZM222 216H223V215H222ZM226 216H227V215H226ZM14 217H15V216H14ZM26 217H27V216H26ZM48 217H49V216H48ZM85 217H86V216H85ZM118 217H119V216H118ZM121 217L124 218L125 216H121ZM133 217H134V216H133ZM140 217H141V215H140ZM152 217L150 218V220H152ZM175 217H176V216H175ZM180 217H181V216H180ZM180 217H179V218H180ZM211 217H212V216H211ZM211 217H210V218H211ZM223 217H224V216H223ZM227 217H228V216H227ZM2 218H3V217H2ZM119 218H120V217H119ZM138 218H139V217H138ZM144 218H145V217H144ZM158 218H159V220L162 221V219H160V218H162V217H158ZM168 218H169V217H167L166 220H168ZM179 218H178V219H179ZM190 218H191V219H190ZM204 218H206V217H204ZM225 218H226V217H225ZM225 218H224V221H225ZM253 218H255V215H254ZM11 219L13 220L12 217H11ZM22 219H24V218H22ZM27 219H28V218H26V220H27ZM29 219H30V218H29ZM127 219H128V218H127ZM131 219H133V218L131 217ZM146 219H147V217H146ZM146 219H145V220H146ZM215 219H216V217H215ZM229 219H230V218L228 217V220H229ZM12 220H11V221H12ZM45 220H46V219H45ZM87 220H88V219H87ZM134 220H135V218H134ZM134 220H132V221L134 222ZM136 220H137V219H136ZM172 220H173V219H172ZM179 220H180V219H179ZM179 220H178V222H179ZM207 220H209V218H208ZM251 220H252V218H251ZM255 220H256V219H255ZM4 221H5V220H4ZM14 221H16V219H15ZM18 221H19V220H18ZM20 221H21V219H20ZM22 221H24V220H22ZM84 221H85V220H84ZM157 221H158V220H157ZM157 221H156V222H157ZM163 221H164V219H163ZM180 221H181V220H180ZM204 221H205V220H204ZM210 221H211V220H210ZM210 221H209V222H210ZM222 221H223V219H222ZM239 221H240V220H239ZM241 221H243V220H241ZM241 221H240V222H241ZM27 222H28V221H27ZM27 222H26V223H27ZM32 222H33V221H32ZM44 222H45V221H44ZM129 222H131V221H129ZM136 222L138 223V222H140V220H137ZM136 222H134V223H136ZM159 222H160V221H159ZM165 222H166V221H165ZM178 222H174V223L172 222V223H173V224H176V223H178ZM182 222H185V221H182ZM182 222H181V223H182ZM200 222H201V221H200ZM209 222L206 223V224H210ZM217 222H218V221H217ZM217 222H215V223L218 224ZM255 222H256V221H254L253 224H255ZM8 223H9V222H8ZM10 223H12V222H10ZM20 223H21V222H20ZM23 223H24V222H23ZM33 223H35V222H33ZM42 223H43V222H42ZM96 223H97V222H96ZM122 223H123V222H122ZM137 223H136V224H137ZM185 223H186V222H185ZM198 223H199V222H198ZM201 223H202V222H201ZM201 223H200V224H201ZM203 223H205V222H203ZM203 223H202V227L205 225V224L203 225ZM226 223H227V222H226ZM242 223H243V222H242ZM244 223H245V222H244ZM250 223H251V221H250ZM1 224H2V223H1ZM15 224H16V223H15ZM35 224H36V223H35ZM136 224H135V225H136ZM157 224H158V223H157ZM189 224H190V223H189ZM189 224H188V225H189ZM216 224H215V225H216ZM219 224H220V223H219ZM219 224H218V225H219ZM223 224H225V223H223ZM229 224H230V223H229ZM233 224H232V225H233ZM245 224H246V223H245ZM253 224H252V225H253ZM2 225H4V224H2ZM5 225H6V224H5ZM5 225H4V226H5ZM8 225H9V224H8ZM18 225H19V224H18ZM41 225H42V224H41ZM49 225H48V226H49ZM62 225H64L65 227H63ZM73 225H74V224H73ZM98 225H99V224H98ZM98 225H97V226H98ZM132 225H133V224H132ZM132 225H131V226H132ZM148 225H149V224H148ZM169 225H170V224H169ZM198 225H199V224H198ZM215 225H214V227H215L214 231H216V227H221V226H222V224H220L221 226H218V225L215 226ZM225 225H226V224H225ZM238 225H239V224H238ZM6 226H7V225H6ZM23 226H24V225H23ZM48 226H47V227H48ZM89 226H91V225H89ZM138 226H139V225H138ZM155 226H156V225H155ZM160 226H161V225H160ZM166 226H168V225H166ZM186 226H187V225H186ZM189 226H190V225H189ZM189 226H188V227H189ZM236 226H237V225H235V228H236ZM239 226H240V225H239ZM239 226H237V227H239ZM245 226H246V225H245ZM249 226H250V225H249ZM253 226H254V225H253ZM255 226H256V224H255ZM9 227H10V226H9ZM26 227H27V226H26ZM44 227H45V226H44ZM85 227H87V225H86V226L83 225V226L80 228V230H78V231L75 232V235H77V233H80V232L82 231V229H84ZM151 227H152V226H150L149 228H151ZM177 227H178V226H177ZM177 227H172V230H171V231H172V236H167V235H166V231H167L168 227H167V229L164 230V231L161 230L162 232L158 231V232H160V233H162V234L160 235L161 237H160V236H159V237H158V236L156 237V238L158 239V242H157V240H156L155 243H158V244H156V245L154 246L155 253H156L159 249H161L162 247H164V246L167 245V243L169 242V237H171V238H175L176 233L178 234L177 230H179V229H177ZM188 227H186V228H188ZM198 227H200V226H198ZM207 227H208V226H207ZM210 227H211V226H210ZM212 227H213V226H212ZM214 227H213V228H214ZM227 227H228V226H227ZM256 227H257V226H256ZM13 228H14V227H13ZM21 228H22V227H21ZM24 228H25V227H24ZM36 228H37V226H36ZM41 228H43V227H41ZM120 228H121V227H120ZM134 228H135V227H134ZM153 228H154V225H153ZM153 228H152V229H153ZM159 228H160V227H159ZM161 228H162V227H161ZM164 228H165V227H164ZM169 228H170V227H169ZM205 228H206V227H205ZM213 228H212V229H213ZM221 228H222V227H221ZM229 228H230V227H229ZM245 228H248V227H245ZM250 228H251V227H250ZM250 228H248V229H250ZM38 229H40V228L38 227ZM61 229H59V230H61ZM181 229H182V228H181ZM183 229H184V228H183ZM183 229H182V231H184ZM188 229H189V228H188ZM206 229H207V228H206ZM212 229H210V231H212ZM217 229H218V228H217ZM230 229H231V228H230ZM238 229L240 230V228H238ZM243 229H244V228H243ZM248 229H247V230H248ZM252 229H253L254 232H256V230H257V229L254 230V228H252ZM9 230H11V229H9ZM19 230H20V229H19ZM19 230H18V231H19ZM25 230L27 231V229H25ZM48 230H49V228H48ZM48 230H47V231H48ZM57 230H58V228H57L55 231H57ZM62 230H61V232H62ZM68 230H67V231H68ZM100 230H101V233H98ZM199 230H200V228H199ZM199 230H198V231H199ZM201 230H202V229H201ZM208 230H209V229H208ZM219 230H220V229H219ZM219 230H218V231H219ZM225 230H226V229H225ZM225 230H224V231H225ZM227 230H229V229L227 228ZM258 230H259V228H258ZM258 230H257V232H258ZM0 231H2V230H0ZM4 231H5V229H3V232H4ZM6 231H7V230H6ZM13 231H14V230H13ZM13 231H12V232H13ZM20 231H22V230H20ZM28 231H29V230H28ZM28 231H27V232H28ZM34 231H35V230H31V231H29V233L34 232ZM51 231H52V230H50V232H51ZM67 231H66V232H67ZM186 231H187V230H186ZM189 231H190V230H189ZM195 231L197 232V229H196ZM195 231H193L192 235H193L194 237H195V235H196V239H197L198 234H199L200 232L197 234ZM202 231H203V230H202ZM218 231H217V232H218ZM220 231H221V230H220ZM230 231H231V230H230ZM237 231H238V230H237ZM259 231H261V230H259ZM16 232H17V231H16ZM58 232H59V231H57V233H58ZM64 232H65V231H64ZM70 232H71V231H70ZM187 232H188V231H187ZM194 232H195L196 234H195ZM204 232H205V231H204ZM221 232H222V231H221ZM227 232H229V231H227ZM233 232H234V231H233ZM244 232H245V231H244ZM246 232H247V231H246ZM254 232H253V233H254ZM257 232H256V233H257ZM262 232H263V231H262ZM18 233H19V232H18ZM18 233H17V235H18ZM36 233H37V232H36ZM45 233H46V231H45ZM170 233H171V232H170ZM183 233L185 234V232H183ZM202 233H203V232H202ZM208 233H209V232H208ZM210 233L213 235L212 232H210ZM218 233H219V232H218ZM224 233H226V232H223V235H224ZM235 233H237V232H234V234H235ZM239 233H240V232H239ZM258 233H259V232H258ZM5 234H6V233H3V234H2V237H4ZM9 234H11V233H9ZM22 234H23V233H22ZM31 234H32V233H31ZM31 234H28V235H31ZM34 234H35V233H34ZM42 234H43V232H42ZM42 234H40V236H41ZM46 234H47V236H46V235H44V236H45L46 240H48V239H51V238H48V239H47V237H50V236L53 234V232H52V234H51L50 236H49V234H50L49 232L46 233ZM55 234H56V232H55ZM59 234H60V233H59ZM110 234H109V235H110ZM137 234H139V233H136V232H131V233H130V232H129V233L126 234V237H125L124 239H125V240H126L127 238L129 239V237L136 236ZM184 234H182V235H184ZM188 234H189V233H188ZM190 234H191V233H190ZM194 234H195V235H194ZM211 234L206 235V236H210V238H211V237H212ZM214 234H215V233H214ZM244 234H246V233H244ZM254 234H255V233H254ZM0 235H1V234H0ZM11 235H12V234H11ZM11 235H10V236H11ZM20 235H21V233H20ZM57 235H58V234H57ZM62 235H63V234H62ZM62 235H61V236H60V235H59V236H54V235H52V236H54L53 239L56 238L57 240L54 241L53 239H51L53 242H52V241H51V242L49 241V243H50V244L53 243L52 245H54V244L58 241V239L60 240V238H62V240H63V237H64V236H62ZM107 235H108V234H107ZM186 235H187V233H186ZM186 235H185V236H186ZM192 235H190V236H192ZM199 235H200V234H199ZM221 235H222V234H221ZM236 235H237V234H235V236H236ZM249 235H250V234H249ZM251 235H252V234H251ZM10 236H9V237H10ZM13 236H14V235H13ZM21 236H22V235H21ZM21 236H19V237H21ZM23 236H24V235H23ZM26 236H27V235H26ZM26 236H25V238H26ZM40 236H38V237L36 238V240H35V238H33V242H34V244H35V242L37 243V241L39 240L38 238H40ZM111 236H112V235H111ZM187 236H189V235H187ZM213 236H215V235H213ZM218 236H219V235H218ZM224 236H225V235H224ZM224 236H222V237L225 238ZM228 236H229V235H228ZM230 236H231V235H230ZM235 236L233 235L232 238H235V240H237V239H236L237 237H235ZM263 236H264V235H263ZM263 236H262V237H263ZM28 237H29V236H28ZM35 237H36V235H35ZM94 237H93V238H94ZM141 237H142V236H141ZM143 237H144V236H143ZM143 237H142V238H143ZM145 237H146V236H145ZM145 237H144L143 239H145ZM222 237H221V238H222ZM239 237H240V236H239ZM254 237H255V236H254ZM260 237H261V236H260ZM260 237H259V238H260ZM6 238H7V237H6ZM21 238H22V237H21ZM42 238H43V236H42ZM73 238H75V237H73ZM189 238H190V237H189ZM189 238H188V239H189ZM199 238H200V237H199ZM201 238H202V235H201ZM210 238H209V239H210ZM214 238H215V237H214ZM219 238H220V236H219ZM228 238H229V237H228ZM232 238H231V240H232ZM256 238H257V235H256V237H255L254 239H256ZM8 239H9V238H8ZM8 239H7V240H8ZM17 239H18V238H17ZM19 239H20V238H19ZM96 239H94V242L96 241ZM180 239L182 240V238H180ZM191 239H193V237H191ZM202 239H203V238H202ZM249 239H250V238H249ZM257 239H258V238H257ZM257 239H256V240H257ZM26 240H27V239H26ZM34 240H35V241H34ZM46 240L44 239V240H42V241H40V242H38V243L41 244V242H42L41 245H43V241H46ZM92 240H93V239H92ZM145 240H146V239H145ZM149 240H151V239L149 238ZM154 240H155V239H154ZM186 240H187V239H186ZM189 240H190V239H189ZM200 240H201V239H200ZM203 240H204V239H203ZM205 240H206V239H205ZM205 240H204V241H205ZM227 240H228V239H227ZM231 240L229 239V241H227L229 246H230V245H231V246L233 245V244L231 243V242H232ZM256 240H255V241L252 240V241L256 243ZM259 240H260V239H259ZM15 241H16V240H15ZM15 241H13V242L15 243ZM179 241H180V240H179ZM196 241H197V240H196ZM210 241H211V240H210ZM213 241H215V239H214ZM216 241H218L217 238H216ZM216 241H215V242H216ZM220 241H221V240H220ZM223 241H224V239H223ZM225 241H226V240H225ZM225 241H224V243H225ZM252 241H249V242H252ZM11 242H12V240H11ZM17 242H20V241H17ZM23 242H24V241H23ZM31 242H32V241H31ZM31 242H28V243L31 244ZM33 242H32V244H33ZM97 242H98V241H97ZM130 242H132V243L130 244ZM130 242L128 243V244H130V246H131L132 244H134V243L137 244L138 246L141 244V243L138 244V243H137V240H134V241L131 240ZM147 242H148V240H147ZM152 242H154V241H151V243H152ZM187 242H188V241H187ZM227 242H226V243H227ZM229 242H230V244H229ZM233 242H234V241H233ZM253 242H252V243H253ZM20 243H21V242H20ZM24 243H26V242H24ZM28 243H27V245H26V244H25V245L28 246V245H29ZM91 243H92V241H91ZM91 243H90V244H91ZM120 243H121V244H119V247H118L119 249H118V252H117V253L121 252L122 249L126 246L125 244H127L126 241H125L124 243H122V242H120ZM178 243H179V242H178ZM178 243H177V245H178ZM194 243H195V242H194ZM200 243H202V242H200ZM205 243H206V244H205ZM205 243H204V244H205V245H204V246H205V251H207V252H208L209 250H210V251H213L212 254L210 253V254H211V257H212L210 260L213 259V262H214V263H215L214 260L217 259V258H216V259H214V258H215L216 256H218V253L222 252V255H219V256H221L220 258H222L223 255H224V253H226L227 251H229V250H228V249H229V248H228L229 246H227V247L224 246V247H225V248L223 247L224 249H223V248L219 249V248H218L219 245L216 244V243H214V242H212V241H211V242H209V241H208V242L205 241ZM218 243H219V242H218ZM220 243H222V242H220ZM226 243H225L224 245H227ZM236 243H237V242H236ZM257 243H259V242H257ZM8 244H10V243H8ZM8 244H7V245H8ZM17 244H19V243H17ZM17 244H16V245H17ZM32 244H31V246H29V247H32ZM82 244H84V242H82ZM142 244H143V243H142ZM142 244L138 247V249H139L140 247L143 248V249H146V250H150L151 248L153 249V247H149V246H148V245L150 244V241L148 242L147 245H146V241H145V243H144L143 245H142ZM152 244H153V243H152ZM189 244H192V242H191V243L189 242ZM12 245H13V244H12ZM21 245H24V244L21 243V244H20V247H21ZM25 245H24V246H25ZM44 245H45V244H44ZM84 245H85V244H84ZM92 245H93V244H92ZM99 245H100V244H99ZM137 245H134V246L136 247ZM150 245H151V244H150ZM153 245H154V244H153ZM153 245H152V246H153ZM168 245H169V244H168ZM217 245H218V246H217ZM254 245H255V244H254ZM0 246H1V245H0ZM14 246H15V244H14ZM17 246H19V245H17ZM96 246H97V245H96ZM111 246H112V245H111ZM170 246H171V245H170ZM170 246H169V247H170ZM238 246H239V245H238ZM11 247H12V246H11ZM15 247H16V246H15ZM20 247H19V248H20ZM34 247H35V245H34ZM34 247H33V248H34ZM51 247H52V246H51ZM87 247H88V244H87ZM87 247H86V248H87ZM91 247H93V246H91ZM94 247H95V245H94ZM169 247H165V248L168 250V249H170ZM171 247H173V246H171ZM174 247L177 248L176 245H174ZM174 247H173V248H174ZM201 247H202V246H201ZM201 247H199V248L201 249ZM254 247H255V246H254ZM258 247H259V246H258ZM258 247H255V248L258 249ZM0 248H1V247H0ZM2 248H3V247H2ZM2 248H1V249H2ZM6 248H9V246H7ZM16 248H17V247H16ZM19 248H18V249H19ZM38 248H39V247H38ZM84 248H85V247H84ZM196 248H197V247H195V249H196ZM203 248H204V247H203ZM227 248H228V249H227ZM233 248H234V247H233ZM252 248H253V247H252ZM260 248H261V247H260ZM9 249H10V248H9ZM87 249H88V248H87ZM97 249H98V248H97ZM106 249H110V248H106ZM106 249H105V250H106ZM138 249H137V250H138ZM166 249H163V250L165 251ZM171 249H172V248H171ZM171 249H170V250H171ZM197 249H198V248H197ZM257 249H255V250H257ZM5 250H8V249H5ZM11 250H12V248H11ZM16 250H17V249H16ZM37 250H39V249H36L35 251H37ZM167 250L165 251L166 253L169 252V250H168V251H167ZM192 250H193V249H192ZM192 250H191V251H192ZM198 250H199V249H198ZM201 250H202V249H201ZM226 250H227V251H226ZM261 250H264V247H263V249H261ZM0 251H1V250H0ZM2 251H3V250H2ZM9 251H10V250H9ZM9 251H8V253H9ZM35 251H34V252H35ZM42 251H43V250H42ZM75 251H76V250H75ZM81 251H82V250H81ZM81 251H79L80 254L83 253V252L81 253ZM96 251H97V250H96ZM96 251L93 253L94 255L96 254ZM98 251H100V250H98ZM103 251H104V250L102 249V251H100V252H103ZM164 251H163V254H165ZM202 251H204V249H203ZM205 251H204V253H205ZM225 251H226V252H225ZM234 251H235V250H234ZM10 252H11V251H10ZM88 252H89V251H88ZM170 252H172V251H170ZM178 252H179V251H178ZM196 252H197V250H196ZM199 252H200V250H199ZM207 252H206V253H207ZM251 252H252V251H251ZM251 252H250V253H251ZM253 252H254V251H253ZM253 252H252V253H253ZM4 253H5V251H4ZM4 253H3V254H4ZM6 253H7V252H6ZM19 253L21 254V252H19ZM58 253H59V252H57V254H58ZM91 253H92V252H91ZM91 253H90V254H91ZM127 253H128V252H127ZM127 253L123 252V253H121V254H119V255H120V256H123V255H126ZM132 253H133V252H132ZM135 253H136V250H135ZM155 253L153 254V256L155 255ZM173 253H174V252H173ZM182 253H183V252H182ZM186 253H187V252H186ZM186 253H185V254H186ZM190 253H192V252H189V255H191ZM200 253H201V252H200ZM234 253H235V252H234ZM255 253H256V251H255ZM261 253H262V251H261ZM263 253H264V252H263ZM263 253H262V254H263ZM10 254H11V253H10ZM17 254H18V252L15 253V255H17ZM26 254L29 255V253H27V252H26ZM32 254H33V253H31V255H32ZM35 254H36V253H34L33 255H35ZM80 254H79V255H80ZM84 254H85V253H84ZM88 254H89V253H87V255H88ZM97 254H98V256L100 255V253H97ZM101 254H102V253H101ZM138 254H139V252H138ZM202 254H203V253H202ZM227 254H228V252H227ZM242 254H243V253H241V255H242ZM253 254H254V253H253ZM5 255H7V254H5ZM13 255H14V254H13ZM18 255H19V254H18ZM85 255H86V254H85ZM85 255H84V256H85ZM87 255H86L85 257H88V256H89V255H88V256H87ZM119 255H118V256H119ZM140 255H141V254H140ZM166 255H167V254H166ZM166 255H165V256H166ZM183 255H184V254H183ZM187 255H188V254H187ZM207 255H208V254H207ZM244 255H245V254H244ZM247 255H248V254H247ZM247 255H245V256H247ZM0 256H2V255H0ZM9 256H10V255H9ZM9 256L7 255V258H8ZM19 256H20V255H19ZM21 256H23V255H21ZM21 256H20V257H21ZM25 256H26V255H25ZM29 256H30V255H29ZM29 256H28V257H29ZM38 256H39V253H38ZM77 256H78V254L76 255V257H77ZM81 256H82V255H81ZM92 256H93V255H92ZM98 256H97V257H98ZM101 256H102V255H101ZM138 256H139V255H138ZM138 256H137V258H138ZM150 256H151V255H150ZM153 256H152V257H153ZM169 256H170V257H168V256H166V257H168V258H172L171 255H169ZM179 256H180V255H177L176 257H179ZM229 256H230V255H229ZM248 256H249V255H248ZM252 256H253V255H252ZM255 256H256V255H255ZM17 257H18V256H17ZM78 257H79V256H78ZM82 257H83V256H82ZM93 257H94V256H93ZM110 257H111V256H110ZM130 257H131V255H130ZM148 257H149V256H148ZM154 257H155V256H154ZM156 257H157V256H156ZM202 257H203V256H202ZM205 257H206V254H205ZM230 257H231V256H230ZM263 257H264V255H263ZM9 258H11V257H9ZM14 258H16V257L13 256V259H14ZM25 258H26V257H25ZM35 258H37V255L35 256ZM50 258H52V257H50ZM57 258H58V257H57ZM79 258H80V257H79ZM115 258H116V257H115ZM133 258H134V257H133ZM133 258H132V259H133ZM135 258H136V257H135ZM135 258H134V259H135ZM139 258H140V257H139ZM185 258H187V257H185ZM218 258H219V257H218ZM227 258H228V257H227ZM255 258H256V257H255ZM22 259H24V258H22ZM26 259L28 260V258H26ZM26 259H24V260H26ZM31 259L33 260L34 258L31 257ZM47 259H48V258H47ZM53 259H54V258H53ZM53 259H52V260H53ZM75 259H76V258H75ZM75 259H74V260H75ZM98 259H99V258H98ZM106 259H107V258H106ZM106 259H105V260H106ZM111 259H112V258H111ZM132 259H130V260H132ZM134 259H133V260H134ZM148 259L151 260L150 257H149ZM202 259H206V258H202ZM207 259H209V258H207ZM223 259H225V258H223ZM11 260H12V258H11ZM11 260H10V261H11ZM38 260L40 261L41 258L39 257ZM38 260H37L36 262H39ZM42 260H43V259H42ZM44 260H46V258H45ZM44 260H43V262L46 264V261H47V260H46V261H44ZM59 260H61V259H59ZM59 260H57L56 262H58ZM92 260H96V258H95V259L92 258ZM113 260H114V259H113ZM130 260L127 259V261H130ZM133 260H132V261H133ZM221 260H222V259H221ZM252 260H253V259H252ZM252 260H251V261H252ZM13 261H14V260H13ZM17 261L19 262V260H17ZM33 261H35V260H33ZM33 261H32V262H33ZM50 261H51V260H50ZM103 261H104V260H103ZM106 261H107V260H106ZM117 261H118V260H117ZM117 261H116V262H117ZM132 261H131V262H132ZM137 261H139V260H137ZM148 261H149V260H148ZM152 261H153V259H152ZM179 261H180V260H179ZM199 261H200V260H199ZM201 261H203V260H201ZM205 261H206V260H205ZM217 261H220V259H217ZM225 261H226V260H225ZM228 261H229V263H230V261H234V260H229V258H228ZM253 261H254V260H253ZM261 261H262V260H261ZM263 261H264V260H263ZM263 261H262V262H263ZM18 262H17V263H18ZM25 262H26V261H25ZM29 262H31V261H28L27 263H29ZM32 262H31V263H32ZM56 262H55V260H54V262H52V263H53V264H54V263L56 264ZM60 262H61V261H60ZM64 262H65V264H66L67 262H68V264H71V262H69V261H67V262L64 261ZM109 262H110V261H109ZM133 262H134V261H133ZM197 262H198V261H197ZM207 262H208V261H207ZM211 262H212V261H209V264H211ZM213 262H212V263H213ZM221 262H222V261H220V263H221ZM247 262H249V260H248ZM256 262H257V261H256ZM48 263H49V262H48ZM72 263H73V262H72ZM74 263H75V262H74ZM77 263H78V261H77ZM111 263H112V261H111ZM117 263H118V262H117ZM117 263H116V264H117ZM141 263H142V262H141ZM146 263H147V262H146ZM186 263H187V262H186ZM193 263H194V262H193ZM203 263H204V262H203ZM231 263H232V262H231ZM233 263H234V262H233ZM233 263H232V264H233ZM250 263H251V262H250ZM32 264H34V263H32ZM36 264H37V263H36ZM38 264H39V263H38ZM49 264H50V263H49ZM57 264H58V263H57ZM61 264H64V263L61 262ZM109 264H110V263H109ZM118 264H119V263H118ZM120 264H121V263H120ZM126 264H130V262H127ZM133 264H134V263H133ZM149 264H150V263H149ZM160 264H161V263H160ZM187 264H188V263H187ZM200 264H201V263H200ZM204 264H205V263H204ZM223 264H225V263H223ZM226 264H227V263H226Z\"/></svg>",
	"mask_w": 264,
	"mask_h": 264
}]
</instances>
